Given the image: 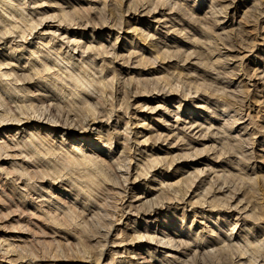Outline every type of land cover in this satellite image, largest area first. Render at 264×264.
<instances>
[{
    "label": "rangeland",
    "instance_id": "obj_1",
    "mask_svg": "<svg viewBox=\"0 0 264 264\" xmlns=\"http://www.w3.org/2000/svg\"><path fill=\"white\" fill-rule=\"evenodd\" d=\"M34 1L33 0H26V1L25 0H21V1L11 0L10 1L9 0V2L12 3V6H10L7 9L4 8V6L0 7V12H2V13L4 12L3 14H5L7 16V18H10V15H11L12 18H10V19H13V17H14V19H13L14 21L15 20L18 21L20 19V18H18L19 15H17L16 13L18 12V14H19V12L21 13L22 10H23L22 12L25 11L24 13L27 14L26 18L29 19V20L27 19L28 21L25 20L28 23L25 22L24 20H23L24 22H22L21 19L18 21L20 23H19V25L18 24L17 25H18L19 29H22L21 30L22 32L18 31V30L16 31V29H13V27L11 26V23L3 22L0 20L1 25L2 26L4 25L3 28L4 27L7 28V26L9 25L7 28V29H9V34H8V30L5 28L3 29L2 27H1L2 30H4V31L7 30V32L5 33L4 31L1 30V28H0V32L2 31L3 33H5V35L8 34L7 37L11 40L17 39L16 40L17 42L20 40L21 36L22 37L24 36L22 33H26L27 36L25 35L26 37L24 36V39H29V40L33 39V40H35V42L39 43L40 46H42L43 44L46 46V44L44 43L45 41H42L38 38V35L35 33V30L38 31V29H36V27L37 28L39 27V30L41 28H43V27L38 26V24L40 25L41 21L42 22H44L43 20L48 21V23L46 22L47 25H46L45 29L48 31H51V32H55L57 34V36L59 37V39H54V41L56 42V43L55 42L54 43L57 46L55 48H57V49H51V48L47 49V47H46V49L48 51H50L51 54L48 51L47 52L49 53V56L51 58H54V59L58 58L56 62H55V60H53V59L52 60L56 64L57 63L60 64V62H61L62 65H59V64L58 65L61 66V68L63 69L62 73H58V75L57 74L54 75V79L56 80L58 78L57 80H59L61 78L58 81L59 84H66V83H68L67 82L68 79L69 80L71 79V77L68 78L69 76L73 75L74 77L73 76L72 77L76 78L75 76L77 74L78 78L80 77L81 80L78 79L79 82H77V84H76V89H75V87L71 91L68 88H66V89L69 90L70 93L73 92V94L74 93L79 94V92L80 91L82 92V90H83V92H85L89 95L91 94L90 96H91L92 100H90V102L95 106L97 105L96 107H99V108L101 107L100 109L103 110L101 113V110L94 106L96 108V111L98 109V112H97L98 114L96 116L97 118L102 120L103 123L107 122L109 118L110 119L114 118V119H112L113 121L115 119H117L120 123L118 126V131L123 132L125 134V132H127V130H128L129 134L128 133L125 134L128 136V140L125 141V139H123V142L121 141V143H122L121 146L119 144H116L114 141V143H113L114 149H113V152L111 154V157L116 160L117 164H119V167L121 168V171H123L122 173H124V175H123L124 177L128 175V171L131 169L130 168L131 167V161L135 164L139 163L138 165L139 166L141 165L140 168H142L143 171L145 170L144 169L145 167H143V166L146 164L145 165V166H147L146 172L144 171V173L146 174L149 171L148 172L149 177L153 178L156 175L157 176L156 179L158 178L159 181H161V180L165 181V183H171L172 180H174L175 178L177 179V178L181 177V175L185 172L189 171V172L193 173L194 175L193 176L191 175V177H194L197 174L196 171L202 172V171H205V169L207 167H212V169L215 170L214 174L218 173L219 175H221L220 173L223 172L222 170L223 169L225 170L223 172V174L226 177L224 175H221L222 180H220L216 184L217 186H215L218 188L223 187L224 192L229 189V191H227L225 193L224 192L219 193V197H221L222 199L224 197V194L226 195L225 196V203L227 200H229L228 202L229 203L232 202L231 205L233 206V205L239 203L240 200L242 199L241 202L243 203V205H247L248 202L253 201V198L255 197L256 193H258L260 190L264 191V180L260 181L257 178V177L261 176V178L264 179V0H163V1L162 0H124V1L123 0H34ZM22 3H24V5ZM167 3H169V4L167 5ZM19 5H20V8L18 7ZM27 7L28 8L30 7V8L28 9ZM224 7H226V8H224ZM3 8L5 10H2ZM18 8L20 10L21 9L22 10L20 11V10H18ZM144 8H146V9L144 10ZM164 8L169 9L170 11L165 10ZM72 9H74V10L76 9L75 11H73V12H75V14L72 12ZM11 10H13L14 13H15V11H17L15 13L16 15L14 13L12 14L13 11L10 12ZM162 10H164V11H162ZM149 11H151V12H149ZM155 11L156 12L158 11V12L155 13ZM173 11L174 12L176 11L177 13L176 12L174 13ZM60 12H65V13L67 12V14H69L71 12L68 16H70V19H72L73 22H72V20L69 21L70 19L62 22L61 21L62 18L60 16L62 13H60ZM145 12H147L146 16H144ZM34 13H36V14H34ZM148 13H149V15H148ZM76 14H78V15H76ZM15 16L16 17L18 16L17 17L18 20L15 19L16 18ZM147 16H150V17H147ZM50 17H51L52 22H50L51 21ZM52 17L53 18L57 17V18L52 19ZM135 17H136V19H135ZM248 17L250 18V20ZM174 18H176V19H174ZM243 18H245L246 21ZM173 20L174 21L176 20V21L174 22ZM159 21H162V23L160 24ZM61 22H62L63 26L68 23L63 28L66 29V28L70 27L71 31L68 30V33H66L65 31H57V27H55V26H57V24L58 23L60 24ZM163 22H164V24H163ZM244 22H246V23H244ZM5 23H6V25H5ZM46 23L44 22L43 24H46ZM73 23H74V25H73ZM75 23H77L78 25ZM31 24H33V25L31 26ZM81 24H83V25H81ZM89 25L94 29H92ZM164 25H165V27H164ZM74 26L77 28H75ZM166 26H168V28ZM31 27H35L34 33H33V31H32L33 29ZM79 27H81V29ZM132 28L134 30H132ZM11 29H13V30H11ZM82 29H84V30H82ZM171 29H172V31H171ZM10 30L13 31L14 33L11 32ZM136 30L137 31L139 30V31L137 32ZM175 30H177V31H175ZM178 30H180V31H178ZM141 31H143V32H141ZM10 32H11V35H10ZM31 32L33 33V35ZM62 32L66 37L62 34ZM127 32H128V34H127ZM160 32H162V33H160ZM166 32H168V33H166ZM171 32H174V34H172ZM178 32H180V33H178ZM222 32H225V33H222ZM12 33L14 35L16 33V35L18 34L19 36L15 35L16 37H14V35H12ZM58 33L61 35H58ZM129 34H130V36H129ZM131 34L132 35L135 34V35L132 36ZM143 34H145L146 36H144ZM149 34L151 36H149ZM221 34H223V35H221ZM1 36L2 35L0 33V37ZM9 36H12V37H9ZM61 36L62 37L64 36L63 40H62ZM152 36H153V38H151ZM229 36L231 38L230 39L231 42L229 39H228L229 41L227 40V38H229ZM133 37H136V38H133ZM35 38H37V40ZM65 38H67V39H65ZM140 39H141V41H140ZM69 40L72 44L70 42H68ZM74 40L79 41V44H81V45H78L77 42L73 43L72 41H74ZM226 40H227V42H226ZM48 41L49 40L47 39L46 42H48ZM64 41H67V42H65L67 46L64 45L65 44V43H63ZM115 41H116V43L114 45ZM51 42H53V40ZM129 42H130V44H129ZM143 42H145V43H143ZM67 43L68 44L70 43V44L68 45ZM148 43H149V45H148ZM13 44L15 45L16 43H13ZM57 44L58 45L60 44V45L58 46ZM97 44L103 45L102 46L103 48L99 47ZM150 44H152V45H150ZM73 45H75V47ZM111 45L112 46L114 45V46L111 47ZM223 45H225V46H223ZM79 46H81L80 49H79ZM87 46H89V47L92 46L94 48V49H92L93 51L90 50L91 53L89 51L87 53V50H85L84 47H87ZM94 46H96L97 48ZM76 47H78V49ZM108 47L109 48L111 47V49L112 48L113 49L108 51L109 50ZM225 47H227V49H224ZM230 47H232L233 49L229 51V49H231ZM13 48H16V46H14ZM69 48H71L72 52L70 51ZM98 48H99V51L101 53L97 50ZM160 48H161V50H160ZM86 49H88V48H86ZM90 49H91V47H90ZM114 49H115V51L112 52ZM150 49H151V51H154L156 49L155 51H157V54H156V52H151ZM57 50L59 52H57ZM1 51H2V49L0 48V52ZM82 51L83 52L86 51V52L81 54ZM94 51H95L96 55L94 54ZM96 51H97V53H96ZM103 51H106L109 53V54L104 53L105 54L104 56H108V57L103 56V53H102ZM136 51H137V55H136V53L134 54V52H136ZM162 51H166L168 53L167 54L166 52H164L165 53L164 55L166 58L163 57ZM231 51L232 52L234 51V52L232 53ZM52 52H54V54ZM56 52L59 54L60 53H62V54L59 55ZM69 52L70 53L77 52V53H75V56H74L75 60H72V59L68 60L67 57H65V55L66 56L69 55L71 57ZM147 52H149V53H147ZM158 52L160 54L162 52V54L160 55ZM86 53L88 55H91V56H87ZM115 53H116L117 57L115 56ZM140 53L143 56H141ZM150 54H152V55H150ZM153 54L156 55V56L154 55L155 60L153 59ZM58 55H59V57H58ZM63 55L65 58L63 57ZM158 55H159V57H158ZM226 55L228 58L227 59L228 62L226 61L227 63L225 62L226 58L224 57ZM245 55H248V56H245ZM60 56L63 59H61ZM243 56L246 58H244ZM140 57L142 60L140 59ZM233 57H236V58H233ZM237 57L239 58V60ZM106 58H108V59H106ZM64 59L65 60L67 59L68 62H67V60L65 61ZM91 59H92V63H91ZM96 59H98V60H96ZM217 59H220V60H217ZM234 59H236V60H234ZM86 60H87V62H86ZM109 60L113 64H111L109 62ZM232 60H234V61L232 62ZM1 61L3 63V60H1ZM58 61H60V62H58ZM72 61H74V62L72 63ZM76 61L78 62V64ZM136 61H138L137 63H140V64H137ZM66 62L68 63V65L66 64ZM70 62H71V64H70ZM124 62H125V64H124ZM128 62H131V63H128ZM155 62H157V63H155ZM14 63H16V62H14ZM63 63H64V65H63ZM74 63L77 65L75 66ZM82 63H85V64H82ZM87 63H88V66H87ZM90 63L92 64V66ZM103 63H105V66ZM228 63H232V64H228ZM136 64H137V67H136ZM69 66H70L71 71H70V69H68ZM78 66L84 67L86 69V73L81 74V71L79 70ZM103 66H104V69H102L103 70L102 71L101 67H103ZM74 67H76V68H74ZM90 67L91 68L95 67V68H94V70H90L91 69ZM141 67L145 68V69H142ZM223 67H225V69ZM66 68H67V70H66ZM97 68H99V70ZM114 69H115V71H113ZM105 70L107 71V74H105L106 73ZM111 70H112V72H111ZM237 70H238V72H237ZM127 71H128V74H127ZM174 71L176 72V74L178 73L177 75H179V76H177L176 74H173V73H175ZM55 72L56 71H54V74H55ZM64 72H66V74L63 75ZM115 72H116V75H114ZM51 73H53V72H51ZM98 73H100L99 74L100 76L98 75ZM167 73H168V75H167ZM179 73H181V75ZM59 74H61L62 77H60ZM171 74H173V75H171ZM182 74L183 75L185 74V75L183 76ZM242 74H243V76H242ZM104 75H106V76H104ZM130 75H132L134 77L132 78V76H130ZM44 76H46V75H44ZM55 76H59L60 78L55 77ZM83 76H85V77H83ZM92 76H93V78L94 77H100L103 79V80H100V78H98V79L95 78L98 81L97 80L96 81L94 80V81L100 83L103 86V87L102 86L101 87L104 90L102 88H100L102 91L101 92H100V90L97 91L96 87L95 86H94L95 88L93 87L94 84H92V83L90 84V81H91L90 79ZM159 76L161 77L162 80H159L160 79ZM170 76L171 77L173 76V78H171ZM176 76H177V78H176ZM180 76H183V77H180ZM186 76L189 78H186ZM256 76H257V79H256ZM63 77H65L64 80H66V83L62 79ZM153 77L154 78L156 77V78L154 79ZM109 78H112L113 80H110ZM116 78H117V80H116ZM129 78L134 79V81L136 83L133 84L134 81L129 79ZM151 78H153V79H151ZM169 78H171V79L169 80ZM86 79H88V80H86ZM106 79H107V81H109L108 83H106L107 82ZM135 79L138 81H136ZM140 79L142 80L141 84L139 83L141 81ZM157 79L159 80V82ZM241 79H244V83L249 84V85L247 84L249 86V89H250L248 97L244 96L245 95L244 92L241 91V89H243V87H244L243 86L244 83L243 84L240 83ZM75 80L77 81V78ZM127 80H129V81H127ZM154 80H156V81H154ZM168 80H169V82H168ZM60 81H61V83H60ZM103 81L104 82L106 81V82L103 83ZM246 81H248V82H246ZM11 82H13V81L10 80V83L8 84L11 87H9L8 85L7 86L9 89L11 88V90L13 88V91H11V90L10 91L12 92V95H14V96L10 97L7 100L8 102L6 103V108H8V110L9 109L13 110L14 108H12V107L9 108V107H10V105L14 107L13 104H14V102L17 101L16 100L17 94H14V91H15L14 83L15 82H13V83H11ZM186 82H188V83L186 84ZM73 83H76V82L74 81ZM78 83H80V84L82 83L83 85L85 83V85L81 87V85L80 84L78 85ZM88 84H90V86H92V88ZM105 85H106V88L104 87ZM163 85H165V86H163ZM19 87H21V86L19 85ZM26 87H29V86H26ZM79 88H81L80 91H79ZM88 89H89V93L87 92ZM165 89H167L166 92H165ZM33 90H35V91H33ZM51 90L52 89L46 90L43 87H41V88L40 87L39 88L29 87V88H27V91L31 92L32 95H34V97L29 98V99L28 98L25 99L24 98L25 94L24 95L22 94L23 97L21 99H23V101L20 100L18 102L19 106L22 108L24 107L22 110L25 112V114H27L28 113L27 111H29V113H28L29 116L31 115L33 117L32 111H34V116L36 115L35 117L36 118L38 117L39 120L42 119L41 121H45V122L48 121L51 124H53V122L57 119L54 122V125L56 124V125L67 126L69 124L68 125V127H69L70 124H71V126H76L77 121H79V123H87L86 120L87 121L90 120L91 117L89 115H86L83 108L80 107V104H78V101L75 102L76 100H74L73 97L71 98L72 95L70 96L69 95L70 93L67 92V90L62 89V92H60L57 89H55V90H57L58 92L55 90H52L53 91L52 92ZM94 90L96 91V93ZM161 90H163L165 93H163ZM168 90H169V93H168ZM176 90H178V92H176ZM239 90L243 93L241 94V92ZM76 91H78V92H76ZM155 91H157V92H155ZM230 91L233 92V95L231 94ZM81 92H80V94L82 95L83 92L82 93ZM137 92H138V96L136 94ZM139 92H141L142 94L145 92L143 94L144 97ZM154 92L157 94H155ZM38 93H40L39 94V95H41L40 97H39V95L38 96L35 95ZM46 93H48V94H46ZM54 93L56 95H54ZM59 93H60V96H59ZM100 93H104V96H103V94L101 95ZM175 93H177V94H175ZM180 94H181V96H180ZM63 95L65 96V98L63 97ZM159 95H160V97H159ZM69 96H70V98H69ZM97 96H99V97H97ZM102 96L104 97V99L101 98ZM146 96H148V97H146ZM194 96H197V97H194ZM46 97H47V100H49L50 102L52 101L51 102L52 105L49 101L46 100ZM66 97H68V99H70V100H68ZM191 97H192V99H191ZM36 98H38L39 101L36 100ZM53 98L55 101H53ZM58 98L59 99L61 98L63 100H61V99L59 100ZM95 98L96 99L101 98V99L100 100L98 99V101H97ZM188 98H190V99H188ZM194 98H196V99H194ZM245 98L246 99L248 98L247 101ZM10 99H11V101H10ZM238 99H239V101L242 100L241 103L240 102L238 103L237 101H235ZM26 100H28V101H26ZM65 100L69 103H67ZM94 100H96V101H94ZM101 100H102V103H101ZM243 100H244V102H243ZM131 101H132V103H131ZM191 101H193V102H191ZM66 103L67 104L73 103L72 105H70V107L71 106L73 107V105H75L76 108H79V109L77 110L74 106L73 109H75V110L73 111L71 108L72 111L70 114L69 113L70 107L68 106L69 107L68 108ZM96 103L100 104L101 106L96 104ZM129 104H130V107H129ZM28 105H29V108H27ZM122 105H124V106H122ZM136 105H138V107ZM139 105H141V106L139 107ZM158 105L160 108L158 107ZM31 107H34V108H31ZM44 107H47V108L49 107L48 108L49 110L47 108H44ZM111 107H113V108H111ZM117 107H118V109H117ZM127 107H129L131 109H129ZM228 107H230V108L228 109ZM237 107H239V108H237ZM30 108L32 109V111ZM50 108H52V109H50ZM58 108H59V110H58ZM121 108H123L125 111L126 110H130V111H128V112L124 111L123 112V109L120 110ZM132 108L135 109V111ZM34 109H36V110H34ZM37 109L39 110V112ZM40 109H42V111ZM67 109L69 110V112L67 111ZM105 109H107V110H105ZM138 109L139 110L141 109L143 112L141 110H140L141 112H139ZM144 109H147L146 112ZM148 109H150V110H148ZM223 109H225L226 112ZM240 109H241V111H240ZM4 110H5V108H4ZM43 110H44V112H43ZM45 111H47L48 113ZM73 112H75V114ZM117 112H119V113H117ZM11 113H15V112L13 111ZM38 113H40V115H38ZM45 113L47 114V116L45 115ZM99 113H101V115H99ZM121 113L122 114L124 113L125 115H122ZM78 114H80V115H78ZM110 114H112V115H110ZM126 114H127L128 118H126ZM74 115H75V117H73ZM128 115H130V116H128ZM134 115L137 118H135ZM106 116H107V118H106ZM45 117H46V119H45ZM49 117H51V118H49ZM54 117L56 118L55 120H54ZM58 117H59V119H58ZM77 117H79V119H81V120H78ZM65 118H68V119H65ZM85 118H86V120H85ZM119 118H120V120H119ZM52 119H53V121H52ZM82 119H83V121H82ZM122 119H123V121H122ZM74 120H75V122H74ZM117 120H115V121H117ZM138 120H139V123H138ZM58 122H60V124ZM163 122L166 125L165 124L163 125ZM186 122L188 125L186 124ZM196 122L202 127H198ZM136 123H137V125H136ZM144 123L146 124V126ZM190 123H191V125H190ZM232 123H233V126H232ZM195 124H196V126H195ZM209 125L210 126L212 125V128ZM125 126H126V128H125ZM150 126L152 127V129ZM194 126L197 128L195 129ZM230 126H232L233 129ZM141 127L145 128L144 129L145 133L138 135L137 132H139V130H143ZM182 127H184V129L187 127L186 128L187 131H186V129L184 131V129ZM181 128L183 130H181ZM188 128L190 131L188 130ZM201 128H204V129L206 128V129L204 130ZM207 128H209V129H207ZM210 128H211V130H210ZM176 129H177V131L179 130V132L175 131ZM218 129L221 132V134H219L220 132L218 131ZM169 130L171 133L169 132ZM209 130H210V132H209ZM156 131L158 132L159 138L161 140H163V142L160 144H157V147H159V148H156L157 151L155 150L153 152V155H154L153 157L154 158L157 157V158L162 159L164 156L163 162H165L166 166H164V163H161L157 166L165 168L166 170L163 169L164 172H163V170H160L157 172L154 171L156 173H153V171H152L153 168L150 169L151 166H149V163H146L147 161H145V160L148 158V155H151V153H152L151 149H153V148H151V147H152L153 143L155 141L159 140V139H156V138H158L155 136L157 134ZM204 131L206 132L207 137H208V135L213 134V137H212V135H210L211 139H210V136L208 137L209 141L206 140L207 137H205V134H203V133H205ZM216 131H217V134L215 135ZM102 132L105 135H107L105 129ZM185 132L188 134L186 135ZM178 133H179V135H178ZM6 134H7L6 131H0V142L4 141V140H5V142L8 141L6 139V136H5ZM135 134H136V137H135ZM162 134L163 135L165 134V135L163 136ZM152 135H154L153 138H152ZM167 135H173V136L178 135V137L174 138L173 136H171L172 139H169L167 142H164V139H165V137H167ZM190 135H191V137H190ZM140 136H142V137H140ZM181 136L183 137L182 138L183 141H181L182 144L180 142ZM186 136H189V138ZM195 136H196V139L194 140ZM95 137L97 139V136H94V138ZM148 137H150V139H149L150 143H148V145H146V147L147 148L149 147L150 149L148 148V150H150V151H149V153L147 151L144 153V149H143V154L140 155L139 151H137L138 146L136 143L138 142V140L142 141L143 139L148 138ZM185 137L188 139L186 140ZM200 137H202V138H200ZM190 138L191 139L193 138V139L191 140ZM215 138H216V140H215ZM153 139H154V141L152 142ZM174 139L175 140L177 139L176 141L178 143ZM218 140H220L221 142ZM51 141L54 143L56 142L54 144V146L58 145V148L62 147L63 149H65L64 151L67 152V150H66V147H68L67 145L63 146L58 139L53 138V137H52ZM184 141H186L188 144L185 143ZM190 141H192L193 144ZM214 141L215 142L217 141L216 144ZM131 142H132V144L135 142L134 145H132ZM7 143L10 144L9 145L10 149H7V151L10 150V152L8 151V153H6L7 151L4 150L6 152L1 153L3 155L0 156V158L4 159L5 154H12L13 155L15 152H11V150L14 149V147L16 146V149H19V151L16 150L18 152H16L15 154L20 153L22 151L20 153L21 157H23V158L25 157L24 158L25 160L27 158L28 159L27 162H29L33 159L29 163L30 167L28 166V163L26 164V161L20 162L21 160H19V162H20L18 164L19 166L18 165L14 166V168H13V166H9V164H5V162H2V167L3 168L5 167L7 169L4 170V174L2 173V177L0 176V229H2L3 231H6L8 229V230L14 231V232L19 231V232L25 233V234L24 233L23 234H24V237H25L26 242H27L26 243L27 248H26V250H25V248H23L21 253L19 252L18 257H20V259H21V257L25 256L26 257L25 260L27 262H29V261L30 262H36L35 264H39V263L40 264H109V262H110V264H126V263H121L122 258L123 259H124V257L128 258V257H126V255L123 254L122 257L120 256L122 254L116 256L110 250L111 246L113 244V241H114V239H113L114 234H116L113 231V236L111 238L108 237V233L110 231V225H111L110 222L112 220L115 222V220L119 218L118 216L123 214V212H125L126 209H127L126 211L129 210L128 206L125 207V210H122L121 204L123 203V198L124 199L126 198L125 200L127 202L124 200V202H126V205L127 204L130 205L131 202H133V204H135L138 207L140 204V202L139 203L137 202V199L139 198L138 195H142L143 191L140 190L139 188H137L133 193L131 192L130 194H123V195L127 196V197L126 196L123 197V195L120 196V194L122 193L121 190L118 189V191H120V192H118L117 190L114 191L113 189H111L112 188L111 185L103 184V186L105 185L104 187L103 186L101 187L103 193L99 191V193L94 194V197L91 198V201L89 199H86V198L84 199V195H81L83 197V200H81L82 197H79L81 202L80 201L76 202V200L73 201V199H76L75 197H76L77 192L74 193V191H71L70 188L67 186H64V188L66 190L65 189L61 190L58 187H56L57 184H54V182L57 181V176H63V177L74 176V177L78 178L77 175L81 172H84V169L82 167H71V168H68L69 171L68 170L66 171L65 168L63 169L62 166H60V167L55 166L54 168H52V166H50V165L53 163L52 162H45L46 160L43 159L44 157H41V155L44 156L43 153L39 155L40 157L35 156L36 160L39 159L38 162H36V160L34 159L35 157L31 158L34 155H31L32 151L29 147H28V149H30V150H28L27 146H24V144H22V143H20V144L18 143V145H17V143H14L11 145V141H8ZM174 143H176V144L174 145ZM104 144H105V142L103 140H101L100 143H98L99 148L97 149V148H92V147L91 148L86 147L85 146L86 144L84 142V143H81L80 147L83 150H84V148L87 149L88 150L87 152L89 154L92 153V155H93V153H95V155L98 154V156H100V157H105V156H103L104 155L103 151L105 150ZM185 144H187V145H185ZM191 144H192V146H191ZM124 145H126L125 148H123ZM168 145L170 146L171 149L169 148ZM171 146H173V147H171ZM186 146L187 147L189 146L188 148L193 147L192 148L193 150L191 149L192 151H189L190 149H188ZM24 147H25V149H23ZM179 147H182L183 149L179 148ZM184 147H185V150H184ZM203 147L204 148L207 147L206 149H208V150H205ZM221 147H223V149H221ZM131 148H132V152H131ZM194 148L196 150L198 149V151H195ZM21 149H23V150H21ZM98 150H100V151H98ZM202 150H204V151H202ZM133 151H135V152H133ZM183 152H184V154H183ZM187 152L189 153L188 156H195V154H193L194 152L197 153L196 156H198V157L202 156L201 160L199 159L200 162L199 161L185 162L182 160L184 158L183 157L180 160L182 162L179 161L180 163H182V165H179V169L178 168L175 169L176 170L175 173L174 172L171 173V171L168 172L167 170L170 168L167 165H170V164L172 165V163H173L172 160L175 161V159H177L176 157L178 156V154L179 155L183 154V156H184V155H186L185 153H187ZM190 152H193V153H190ZM23 153H25V154H23ZM58 153L62 155V153H60L59 150H58ZM135 153H137V154L135 155ZM169 154H171L172 156L174 155L176 157L173 158L174 156L172 157ZM61 155L58 157L62 158L63 155L62 156ZM220 155H221V157H220ZM141 156L144 158H142ZM165 156H167V157H165ZM215 156H219L218 157L220 159L219 163H215L214 161H212L210 159V157L214 158ZM226 156H228V157H226ZM168 157L173 158V159H171L172 163L169 162L170 159L167 160ZM133 158H135V159H133ZM41 159L44 160V163L42 162L43 160H41ZM40 160H41V163L43 165L40 163ZM166 160L169 162V164ZM57 161H61V159L60 160L58 159ZM129 161H130V163H129ZM33 162L35 164H33ZM166 162H167V164H166ZM36 163L37 164L39 163V164L37 165ZM49 163H51V164L49 165ZM22 165H23V168H26V169H23ZM171 165H170V167H171ZM213 165H216V166H213ZM20 166H21L22 170H21ZM27 166H28V168H27ZM42 166H44V167H42ZM18 167L20 170L18 169ZM34 167H36V168H34ZM57 168L60 171H58ZM191 168H194V170ZM8 169L10 171H8ZM209 169H211V168H209ZM28 170H29V174H27V176H26L25 174L27 173ZM30 170H31V172H30ZM41 170H44L45 172L41 171ZM207 170H208V168L206 169V171ZM238 170L244 174H247V176H250V178L255 179L256 182H258L262 185V187L260 189L258 188L256 190H252L251 188L247 189L245 186H243L244 184H241L240 179H237V177H233V176H238L237 175V173H239ZM14 171H17L16 174H14ZM18 171H19V173H22V174L25 173L23 175L24 178L27 177L28 181L30 180L29 182L31 184L29 182H28L29 183L28 184L26 182L27 178L23 179L22 178L23 176L21 177V175L18 173ZM33 171H36V173L41 172V174L37 175ZM37 171H39V172H37ZM177 171H178V173H177ZM181 171H183V173ZM5 172H7V173L13 172L12 174H14L16 177H17V173H18L19 178L20 179L22 178V179L18 180L19 178H16L14 175H11V173H8V175H5V174H7ZM42 172H44V173H42ZM69 173H71V174H69ZM230 173H232V174H230ZM229 174L231 177L227 176ZM8 176H10L11 178ZM241 176H244V175H241ZM227 177H229V178H227ZM14 178H15V180H13ZM54 178H55V180H54ZM170 178H171V180H170ZM5 179L8 181H6ZM49 179L51 180L50 181L51 184L48 183ZM194 179L196 180V183H198L197 180L199 181V178L196 177ZM226 179H228V180H226ZM44 180H46V181H44ZM116 180L117 179L112 176V182H116ZM13 181H15V182H13ZM205 181H204L203 185L200 186L201 189L198 192L203 191L204 188H207L209 186L210 181H207L206 183H205ZM221 181L222 182L225 181V182H223L225 184L223 185V183ZM20 182H22V183H20ZM9 187H11V188H9ZM238 188H240V191H239L240 193L238 192ZM235 189L237 190L238 193L235 192L236 191ZM104 190H105V192H104ZM231 190L234 192H232ZM34 191H36V192H34ZM53 192H54V194H53ZM198 192H197V194H199ZM113 193H115V195H111ZM173 193H174V191L173 192L171 191L172 195L175 194V193L174 194ZM228 193H230V194H228ZM35 194L39 197V199ZM96 195H97V197H96ZM118 195L120 196V198ZM233 195L235 198L232 199V201H231L230 197H232ZM182 196H183V194L180 195V197H182ZM121 197H122V199H121ZM172 197H174V196H172ZM29 198H31V199H29ZM55 198H58V200ZM23 199H25L24 202H23ZM168 199L169 198L164 199L165 200L164 203H168ZM182 199L177 198L176 199L177 201H176V200H174V198H172V200H173L172 202L174 204L170 205L171 210L169 212L171 215L168 218H166L165 216L158 218L157 223L160 222V225L157 226V228H156V225L154 223L144 222L146 220L143 221L142 219H138V223L141 224L140 225L141 228H142V226L147 228L151 235L157 236L158 239L160 238L164 242L168 241L166 239H171L173 242L172 243L173 246H175V247L177 246L179 248V250L181 249L180 251L183 253H181L180 251L176 252L175 260H173V258H171L173 261L169 264H178V261H179V264H189V263L190 264H210L208 262V260H206L205 258H204L205 260H202L203 258L202 257L200 258L199 255L196 256V254H194V253L192 254V253L186 252L185 248H187L186 247L188 245L187 243H191L194 245V243H195L194 240H195V238H197V235L202 236L203 230L205 231L206 228L205 227L199 228L198 221H201V218H195L194 219L193 213H190V212L186 213L183 211V208H182L183 203L181 202ZM31 200H34V201L32 202ZM38 200H39V202H38ZM97 200H98V202H97ZM120 200H121V202H120ZM161 200L163 201V199H161ZM25 201H26V203H25ZM85 201L87 202L86 203L87 206H84ZM142 201H145V200H142ZM88 202L90 203L91 206L89 205ZM177 202H180L181 205ZM98 203H100V204H98ZM229 203H228V206H229ZM244 203H246V204H244ZM34 204H36V205H34ZM95 204H96V207H95ZM102 204H103V206H102ZM98 205H99V208H98ZM100 206H101V208H100ZM147 206L148 205H145V207H147ZM241 206H242V204L240 205V207ZM66 207H69V208L67 209ZM83 207H84L85 211L83 210ZM96 209H97V211H96ZM57 210H58V212H57ZM119 211H120V213H119ZM133 211H135V209L131 210L132 213H135ZM101 214H103V215H101ZM109 214L111 216H109ZM46 215L48 216L49 219H52V220L56 219L57 223L60 222V227L62 226L60 228L61 230L60 229H58V230L53 229L51 227H48L44 223H42L41 220L44 221V219L47 217ZM67 215H69V216H67ZM243 216H244V214H243ZM51 217H53L54 219ZM106 217H109V218L107 219ZM228 217L223 218L222 214L218 217L220 220L215 218V217H211V221L216 222V226L211 224V222H209V224H207L208 225L207 227L210 226L209 230L214 231L216 234H218L219 231H221L224 235L225 234L228 235L231 232L229 230L230 227H228V226H231L232 222H235L237 220L236 222L238 223V226L239 227L243 226L242 225L243 221L239 220L241 218H239L240 216L238 215V212L233 213V216H232L233 220L232 219L229 220L230 217L229 218ZM235 217H238V218H235ZM105 218L107 219V221L105 220ZM225 218H227L228 220ZM216 220H218V221H216ZM227 221H230V225L227 223ZM218 224H220V225H218ZM115 225H117V224H115ZM140 227H139V229L141 230ZM120 228L125 229L124 225H121V227H118L117 230ZM4 229H6V230H4ZM263 229H264V225H260L259 227H256L254 230L261 231ZM142 230H143V228H142ZM127 233L128 234L131 233V230H128ZM117 234L119 235L118 231H117ZM192 234H194V235H192ZM261 234L262 233H255L253 238L256 237V238L260 239ZM104 236L106 237L105 242L103 240ZM126 237L127 236H125V238ZM0 238H1V234H0ZM253 238H251V240H253ZM106 239L108 240V243L106 242L107 241ZM178 240L180 241V243L177 242ZM181 242H183L182 244L184 247L182 246ZM104 244H105V247L103 246ZM102 248H104L105 250ZM82 250H84V251H82ZM82 253L85 255V257ZM22 254H24V255H22ZM137 255L138 256H135V258H136L135 260L139 261V264H149V263H144V258L146 257L144 254H140L139 252H137ZM155 255H156L155 258L157 259V261H153V262L150 261V262L152 264H159L158 262H161V260H163L162 259L163 254L160 252V253H156ZM109 257L110 258L114 257V259H117L116 263L115 262L111 263L112 258L110 260ZM35 258L38 260H35ZM40 258H41V260H40ZM146 258H148V256ZM100 260L102 262H100ZM165 263L166 262H164V264Z\"/></svg>",
    "mask_w": 264,
    "mask_h": 264
},
{
    "label": "bare ground",
    "instance_id": "obj_2",
    "mask_svg": "<svg viewBox=\"0 0 264 264\" xmlns=\"http://www.w3.org/2000/svg\"><path fill=\"white\" fill-rule=\"evenodd\" d=\"M11 1V0H10ZM18 1H21V0H18ZM26 1V0H25ZM34 1V0H33ZM124 1V0H123ZM163 1V0H162ZM15 2V1H14ZM13 2V3H14ZM32 2V1H31ZM35 2V1H34ZM258 2V1H257ZM36 3V2H35ZM3 4V5H2ZM18 4V3H17ZM16 4V5H17ZM20 4V3H19ZM23 5H24V3H22ZM34 4V3H33ZM169 3H167V5H168ZM104 5V4H103ZM166 5V6H167ZM4 6V8H9L10 6H12V3L11 2H9V0H0V7H3ZM14 6V5H13ZM35 6V5H34ZM72 6V5H71ZM131 6V5H130ZM234 6V5H233ZM19 8H20V5L18 6ZM181 7V6H180ZM2 9V10H5V9ZM14 8V7H13ZM17 8V7H16ZM18 8V10H20ZM28 8V7H27ZM30 8V7H29ZM28 8V9H29ZM224 8H226V7H224ZM24 9V8H23ZM35 9V8H34ZM146 8H144V10H145ZM162 9V8H161ZM165 9V8H164ZM174 9V8H173ZM16 10V9H15ZM22 10V9H21ZM20 10V11H21ZM76 10V9H75ZM74 9H72V12L73 11H75ZM150 10V9H149ZM165 10H169V9H165ZM172 10V9H171ZM13 10H11L10 12H12ZM23 11V10H22ZM21 11V13L19 12V14H18V12L17 11H15V13L17 14V15H19V17L18 18H20L21 19V21L22 22H24L25 20H27L28 18H26L27 17V14H25L24 12H22ZM29 11V10H28ZM92 11V10H91ZM147 11V10H146ZM162 11H164V10H162ZM170 11V10H169ZM225 11V10H224ZM7 12V11H6ZM9 12V13H10ZM136 12V11H135ZM134 12V13H135ZM148 12V11H147ZM147 12H145L144 14V16H146V13ZM149 12H151V11H149ZM158 12V11H157ZM156 11H155V13H157ZM174 12V11H173ZM176 12V11H175ZM174 12V13H175ZM218 12V11H217ZM4 13V12H3ZM2 12H0V20L1 21H3V22H9V23H11V26L13 27V29H16V31L18 30V31H21L22 29H19V27H18V25H19V23L20 22H18L19 20L17 19V17L15 18V19H17L18 21H14L13 19H14V17H13V19H10V18H12L11 17V15H10V18H7V16L5 15V14H3ZM8 13V14H9ZM14 13V11L12 12V14ZM14 13V14H15ZM32 13V12H31ZM60 13H62L60 16H61V18H62V22L63 21H67V20H69L70 19V16H68L69 14H67V12L65 13V12H60ZM74 14H75V12H73ZM132 13V12H131ZM170 13V12H169ZM168 13V14H169ZM173 13V14H174ZM177 13V12H176ZM7 14V15H8ZM15 14V15H16ZM25 14V15H24ZM34 14H36V13H34ZM136 14V13H135ZM152 14V13H151ZM164 14V13H163ZM167 14V13H166ZM214 14V13H213ZM223 14V13H222ZM227 14V13H226ZM6 17H5V16ZM32 15V14H31ZM76 15H78V14H76ZM138 15V14H137ZM148 15H149V13H148ZM161 15V14H160ZM172 15V14H171ZM184 15V14H183ZM225 15V14H224ZM14 16V15H13ZM56 16V15H55ZM132 16V15H131ZM173 16V15H172ZM217 16V15H216ZM29 17V16H28ZM58 17V16H57ZM57 17H55V18H57ZM147 17H150V16H147ZM153 17V16H152ZM170 17V16H169ZM174 17V16H173ZM55 18H53L52 17V19H55ZM60 18V19H61ZM162 18V17H161ZM249 18V17H248ZM46 19V18H45ZM49 19V18H48ZM47 19V20H48ZM135 19H136V17H135ZM152 19V18H151ZM165 19V18H164ZM163 19V20H164ZM173 19V18H172ZM171 19V20H172ZM174 19H176V18H174ZM243 19H245V18H243ZM24 20V21H23ZM29 20V19H28ZM27 20V21H28ZM43 20V19H42ZM50 20H51V17H50ZM72 19H70L69 21H71ZM132 20V19H131ZM170 20V21H171ZM249 20H250V18H249ZM27 21H25V22H27ZM31 21V20H30ZM29 21V22H30ZM34 21V20H33ZM45 23L47 22L48 23V21H45V20H43ZM59 21V20H58ZM157 21V20H156ZM174 21V20H173ZM176 21V20H175ZM174 21V22H175ZM245 21H246V19H245ZM2 22V23H3ZM17 22V23H16ZM44 22H42L41 21V23H40V25L38 24V26H40V27H43V28H41L40 30H39V27L37 28L36 27V29H38V31L37 30H35V33L38 35V38L40 39V40H42V41H45L44 43L46 44V46L43 44H41L42 46H40L39 45V43H37V42H35V40H33V39H31V40H29V39H24V36L26 35L27 36V34L26 33H22L24 36L22 37L21 36V38H20V40L17 42L15 39L14 40H11V39H9L8 37H7V35L9 34V29H7L8 28V26H7V28L6 27H4L5 29H7L8 30V34L7 35H5V33L7 32V30L6 31H4V30H2V28H3V26L1 25V23H0V28H1V30L2 31H4L5 33H3L2 31L0 32L1 33V37H0V48L2 49V51L0 52V131H6V139L8 140V141H11V145L12 144H14V143H17V145H18V143L20 144V143H22V144H24V146H27V149H28V147L31 149V151H32V154L31 155H34V156H32L31 158H33V157H37V156H39L40 154H44V156H42L41 155V157H44L43 159L44 160H46L45 162H52L53 164H51V163H49V165L50 166H52V168H54L55 166H62V168L64 169H66V171L68 170V168H71V167H82L83 169H84V172H81V173H79L77 176H78V178H76V177H74V176H66V177H63V176H57V181H55L54 182V184H57V186L56 187H58L59 189H65L64 188V186H67V187H69L70 188V190L71 191H74V193L75 192H77L76 193V199H73V201L74 200H76V202H81V200H83V197L81 196V195H84V199L86 198V199H89L90 201H91V198H93L94 197V194H97V193H99V191L100 192H102V189H101V187L103 186V184H108V185H111L112 186V188L111 189H113L114 191H118V189L119 190H121L122 191V193L120 194V196L121 195H123V194H130L131 192L133 193L137 188H139L140 190H142L143 191V194L142 195H138L139 196V198L137 199V202L139 203L140 202V204H139V206L137 207L135 204H133V202H131V204L130 205H126V198L124 199L123 198V203L121 204L122 206V210H125V207L126 206H128V208H129V210L128 211H126L125 210V212H123V214H119L120 213V211H119V215L120 216H118L119 218L118 219H116L115 220V222L113 221H111L110 223H111V225H110V231H109V233H108V237L109 238H111L112 236H113V231H114V233H116V234H114V241H113V244H112V246H111V252L112 253H114V255H116V256H118V255H120V254H122V255H120L121 257L123 256V254L124 255H126V257H128V258H125L124 257V259L122 258L121 259V263H130V264H139V261H136L135 259V256H138L137 255V252H139L140 254H144L146 257L148 256V258H144V263H151V262H153V261H157V259L155 258V254L156 253H162L163 254V260H161V262H158L159 264H164V262H166L167 264H169V263H171L173 260H175V254H176V252H179L180 250H179V248L176 246H173V242H172V240L171 239H166V240H168V241H166V242H164V241H162L160 238L158 239V237L157 236H153V235H151L150 233H149V230L147 229V228H145L144 226H142V228H143V230H142V228L140 227V223H138V219H142L143 221L144 220H146V221H144V222H146V223H148V222H150V223H154L155 225H156V228H157V226H159L160 225V222L159 223H157V219L158 218H160V217H166V218H168L171 214H170V210H171V207H170V205L172 204H174L172 201V198H174V200H176L177 198H180V199H182L181 200V202L183 203L182 205V208H183V211L184 212H186V213H193V217H194V219L195 218H201V221H198V223H199V228H206L205 229V231L203 230V235L202 236H198L197 235V238H195V243H194V245L193 244H191V243H187L188 245L186 246L187 248H185L186 249V252H189V253H194V254H196V256H200V258L202 257L203 259L202 260H208V262L210 263V264H264V229L263 230H261V231H256V230H254L256 227H259L260 225H264V191H259L258 193H256V195H255V197L253 198V201H250V202H248L247 203V205H243V203L241 202L242 201V199L240 200V202L239 203H237V204H235V205H231V203L232 202H228L229 200H227L226 201V203H225V194H224V197H223V199L221 198V197H219V193H223L224 191H223V187H220V188H218V187H215V186H217L216 184L220 181V180H222V178H221V175H224L223 174V172L225 171L224 169L222 170L223 172L222 173H220L221 175H219L218 173H216V174H214L215 173V170H213L212 169V167H207L208 168V170L206 171V169H205V171H196V175L194 176V177H191V175L193 176L194 174L193 173H191V172H185V173H183V171H181L183 174L181 175V177H179V178H175L174 180H172L171 181V183H165V181H159V179L157 178L156 179V175H155V177H149V171L145 174L144 173V171L146 172V167L147 166H143V167H145L144 169V171H143V169L142 168H140V166L138 165V164H135V163H133L132 161H131V169L129 170L128 168V175L127 176H123L124 175V173H122L123 171H121V168L119 167V164H117V162H116V160L114 159V158H112L111 157V154H112V152H113V143H114V141H115V143L116 144H119L120 146L122 145V143H121V141L123 142V139H125V141L126 140H128V136L127 135H125V134H127L128 133V130H127V132H125V134L123 133V132H120V131H118V126H119V121L117 120V119H115V120H117V121H113L112 119H114V118H112V119H110L109 117V119H108V121L107 122H105V123H103V121L102 120H100L99 118H97L96 116H97V112H98V109H97V111H96V108H99V107H96L95 105H93L91 102H90V100H92V98H91V94L89 95V94H87V93H85V92H83V90H82V92H83V94L81 95L80 94V89L81 88H79V94L78 93H74L73 94V92L72 93H70L69 92V90L71 91L72 89H74V87H75V89H76V84H77V82H79V80H81L80 79V77L78 78V76H77V74H76V78H77V81L75 80L76 78H73L72 76H69L68 78H70L71 77V79L69 80L68 79V83H66V80H64L65 79V77H63L62 79L65 81V83L66 84H59V80L61 79L60 77H62V75L61 74H59V76H55V77H59L60 79L59 80H55L54 79V75H58V73H62L63 72V69L61 68V66H59V65H62L61 64V60L60 61H58V62H60V64L59 63H54V61L53 60H55V62L57 61V59L58 58H56V59H54V58H51L50 56H49V53H50V51H48L47 49L48 48H51V49H57V48H55V47H57L56 45H55V41H54V39H59V37L57 36V34L55 33V32H51V31H48V30H46L45 29V27H46V25H47V23L46 24H43ZM50 22H52V20L50 21ZM55 22V21H54ZM62 22L59 24H57V26H55V27H57V31H65L66 33H68V30H70V27H68V28H66V29H64L63 27L65 26V25H67V24H65L64 26H63V24H62ZM72 22H73V20H72ZM71 22V23H72ZM76 22V21H75ZM80 22V21H79ZM129 22V21H128ZM138 22V21H137ZM136 22V23H137ZM160 22V24L162 23V21H159ZM158 22V23H159ZM172 22V21H171ZM251 22V21H250ZM28 23V22H27ZM35 23V22H34ZM70 23V24H71ZM78 23V22H77ZM77 23H75V24H77ZM244 23H246V22H244ZM18 24V25H17ZM69 24V25H70ZM163 24H164V22H163ZM168 24V23H167ZM5 25H6V23H5ZM33 24H31V26H32ZM73 25H74V23H73ZM78 25V24H77ZM81 25H83V24H81ZM87 25V24H86ZM240 25V24H239ZM238 25V26H239ZM245 25V24H244ZM54 26V25H53ZM72 26V25H71ZM76 26V25H75ZM74 26V27H75ZM90 26V25H89ZM173 26V25H172ZM246 26V25H245ZM67 27V26H66ZM86 27V26H85ZM88 27V26H87ZM91 27V26H90ZM105 27V26H104ZM162 27V26H161ZM164 27H165V25H164ZM167 28H168V26H166ZM171 27V26H170ZM3 28V29H4ZM33 30V33H34V29H35V27H31ZM75 28H77V27H75ZM74 28V29H75ZM80 29H81V27H79ZM92 28V27H91ZM97 28V27H96ZM173 28V27H172ZM13 29H11V30H13ZM85 29V28H84ZM84 29H82V30H84ZM92 29H94V28H92ZM112 29V28H111ZM129 29V28H128ZM242 29V28H241ZM10 30V31H11ZM26 30V29H25ZM29 30V29H28ZM52 30V29H51ZM86 30V29H85ZM102 30V29H101ZM121 30V29H120ZM132 30H134L133 28H132ZM155 30V29H154ZM174 30V29H173ZM263 30V29H262ZM15 31V30H14ZM37 31V32H36ZM71 31V30H70ZM137 31V30H136ZM139 31V30H138ZM137 31V32H138ZM157 31V30H156ZM155 31V32H156ZM171 31H172V29H171ZM175 31H177V30H175ZM178 31H180V30H178ZM210 31V30H209ZM11 32H13V31H11ZM11 32H10V35H11ZM22 32V31H21ZM75 32V31H74ZM134 32V31H133ZM132 32V33H133ZM141 32H143V31H141ZM14 33V32H13ZM12 33V35H14ZM20 33V32H19ZM32 33V32H31ZM33 33H32V35H33ZM136 33V32H135ZM160 33H162V32H160ZM166 33H168V32H166ZM172 34H174V32H171ZM178 33H180V32H178ZM222 33H225V32H222ZM21 34V33H20ZM21 34V35H22ZM62 34H63V32H62ZM85 34V33H84ZM127 34H128V32H127ZM142 34V33H141ZM15 35H16V33H15ZM14 35V37H16V36H19L18 34L15 36ZM30 35V34H29ZM58 35H61V34H59L58 33ZM64 35V34H63ZM132 35V34H131ZM135 34H133L132 36H134ZM144 36H146L145 34H143ZM165 35V34H164ZM167 35V34H166ZM179 35V34H178ZM221 35H223V34H221ZM225 35V34H224ZM241 35V34H240ZM25 36V37H26ZM65 36V35H64ZM64 36L62 37L61 36V38H62V40H63V38H64ZM129 36H130V34H129ZM149 36H151L150 34H149ZM148 36V37H149ZM9 37H12V36H9ZM66 37V36H65ZM91 37V36H90ZM93 37V36H92ZM115 37V36H114ZM29 38V37H28ZM133 38H136V37H133ZM145 38V37H144ZM143 38V39H144ZM151 38H153V36L151 37ZM150 38V39H151ZM156 38V37H155ZM36 40H37V38H35ZM47 39L49 40L48 42H46L47 41ZM65 39H67V38H65ZM225 39V38H224ZM230 40L231 38H230V36H229V38H227V40ZM53 40V42H51ZM71 40V39H70ZM70 40L68 41V42H70ZM116 40V39H115ZM137 40V39H136ZM156 40V39H155ZM227 40H226V42H227ZM228 40V41H229ZM140 41H141V39H140ZM145 41V40H144ZM151 41V40H150ZM154 41V40H153ZM219 41V40H218ZM221 41V40H220ZM40 42V41H39ZM55 42V43H54ZM60 42V41H59ZM65 42H67V41H64L63 43H65ZM73 43H76L77 42V44L78 45H81V44H79V41H72ZM192 42V41H191ZM230 42H231V40H230ZM229 42V43H230ZM233 42V41H232ZM13 43H16L15 45L13 44ZM43 43V42H42ZM71 43V42H70ZM69 43V44H70ZM115 43H116V41L114 42V45H115ZM118 43V42H117ZM128 43V42H127ZM143 43H145V42H143ZM155 43V42H154ZM164 43V42H163ZM68 44V43H67ZM68 44V45H69ZM72 44V43H71ZM76 44V45H77ZM91 44V43H90ZM129 44H130V42H129ZM160 44V43H159ZM210 44V43H209ZM58 45V44H57ZM60 45V44H59ZM58 45V46H59ZM64 45H66V43L64 44ZM98 45V44H97ZM113 45V46H114ZM148 45H149V43H148ZM150 45H152V44H150ZM155 45V44H154ZM208 45V44H207ZM14 46H16V48H13ZM67 46V45H66ZM74 47H75V45H73ZM99 47H102L103 45H98ZM112 45H111V47H113ZM133 46V45H132ZM147 46V45H146ZM158 46V45H157ZM156 46V47H157ZM210 46V45H209ZM223 46H225V45H223ZM46 47H47V49H46ZM61 47V46H60ZM90 47H91V49H90ZM87 46V47H84L85 48V50H87V53H88V51L90 52V50H92V49H94L92 46ZM94 47H96V46H94ZM111 47L109 48V50L108 51H110V50H112L111 49ZM151 47V46H150ZM159 47V46H158ZM165 47V46H164ZM34 48V49H33ZM64 48V47H63ZM77 49H78V47H76ZM75 48V49H76ZM81 48V46H79V49ZM86 48H88V49H86ZM97 48V47H96ZM95 48V49H96ZM103 48V47H102ZM155 48V47H154ZM153 48V49H154ZM231 49H229V51L230 50H232L233 48L232 47H230ZM46 49V50H45ZM70 49V51H71V48H69ZM68 49V50H69ZM157 49V48H156ZM155 49V50H156ZM224 49H227V47H225ZM236 49V48H235ZM234 49V50H235ZM98 51H99V48L97 49ZM102 50V49H101ZM106 50V51H107ZM147 50V49H146ZM149 50V49H148ZM151 51V49H150V51L151 52H156V54H157V51ZM160 50H161V48H160ZM238 50V49H237ZM10 51V52H9ZM49 53H48V52ZM74 51V50H73ZM78 51V50H77ZM93 51V50H92ZM106 51H103L102 53H103V56L105 55L104 53H108V52H106ZM115 51V49L112 51V52H114ZM227 51V50H226ZM236 51V50H235ZM253 51V50H252ZM55 52V51H54ZM54 52H52L53 54H54ZM57 52H59L58 50H57ZM56 52V53H57ZM64 52V51H63ZM67 52V51H66ZM72 52V51H71ZM86 51H82V53L81 54H83V53H85ZM100 52V51H99ZM163 52V57H165V53L164 52H166V51H162ZM162 52H161V54H162ZM222 52V51H221ZM228 52V51H227ZM232 52V51H231ZM234 52V51H233ZM232 52V53H233ZM239 52V51H238ZM65 53V52H64ZM70 53V52H69ZM68 53V54H69ZM74 53V54H73ZM73 53H70V55H71V57L68 55V56H66L65 55V57H67V59L69 60V59H72V60H75L74 59V56H75V53H77V52H73ZM86 53V54H87ZM91 53V52H90ZM89 53V54H90ZM96 53H97V51H96ZM101 53V52H100ZM136 53V55H137V51L136 52H134V54ZM139 53V52H138ZM147 53H149V52H147ZM159 53V52H158ZM167 53V52H166ZM240 53V52H239ZM51 54V53H50ZM57 54H59V53H57ZM60 54H62V53H60ZM59 54V55H60ZM66 54V53H65ZM93 54V53H92ZM94 54H95V51H94ZM109 54V53H108ZM160 54V53H159ZM160 54V55H161ZM168 54V53H167ZM59 55H58V57H59ZM96 55V54H95ZM98 55V54H97ZM100 55V54H99ZM107 55V54H106ZM140 55H141V53H140ZM150 55H152V54H150ZM154 55L155 54H153V59H154ZM220 55V54H219ZM224 55V54H223ZM79 56V55H78ZM81 56V55H80ZM87 56H91V55H88L87 54ZM94 56V55H93ZM102 56V55H101ZM115 56L117 57V55H116V53H115ZM141 56H143V55H141ZM156 56V55H155ZM221 56V55H220ZM234 56V55H233ZM245 56H248V55H245ZM63 57H64V55H63ZM64 57V58H65ZM99 57V56H98ZM104 57H108V56H104ZM115 57V58H116ZM120 57V56H119ZM152 57V56H151ZM158 57H159V55H158ZM219 57V56H218ZM222 57V56H221ZM225 58V62L227 61L228 62V58H227V55L226 56H224ZM230 57V56H229ZM244 57V56H243ZM60 58L61 59H63L61 56H60ZM84 58V57H83ZM82 58V59H83ZM103 58V57H102ZM166 58V57H165ZM233 58H236V57H233ZM232 58V59H233ZM238 58V57H237ZM244 58H246V57H244ZM243 58V59H244ZM53 59V60H52ZM66 59V60H67ZM87 59V58H86ZM89 59V58H88ZM95 59V58H94ZM100 59V58H99ZM106 59H108V58H106ZM110 59V58H109ZM119 59V58H118ZM140 59H141V57H140ZM159 59V58H158ZM163 59V58H162ZM222 59V58H221ZM1 60H3V63H2V61ZM65 60V59H64ZM65 60V61H66ZM68 60H67V62H68ZM90 60V59H89ZM96 60H98V59H96ZM101 60V59H100ZM142 60V59H141ZM140 60V61H141ZM155 60V59H154ZM160 60V59H159ZM217 60H220V59H217ZM223 60V59H222ZM234 60H236V59H234ZM234 60H232V62L234 61ZM238 60H239V58H238ZM52 61V62H51ZM63 61V60H62ZM64 61V62H65ZM106 61V60H105ZM104 61V62H105ZM139 61V62H140ZM242 61V60H241ZM240 61V62H241ZM247 61V60H246ZM14 62H16V63H14ZM66 62V64L68 65V63ZM74 61H72V63H73ZM77 62V61H76ZM85 62V61H84ZM86 62H87V60H86ZM90 62V61H89ZM101 62V61H100ZM109 62H110V60H109ZM118 62V61H117ZM133 62V61H132ZM138 61H136V63H137ZM154 62V61H153ZM158 62V61H157ZM157 62H155V63H157ZM163 62V61H162ZM187 62V61H186ZM218 62V61H217ZM220 62V61H219ZM226 62V63H227ZM91 63H92V59H91ZM90 63V64H91ZM106 63V62H105ZM105 63H103L104 64V66H105ZM111 63V62H110ZM128 63H131V62H128ZM225 63V64H226ZM237 63V62H236ZM59 64V65H58ZM65 64V65H66ZM70 64H71V62H70ZM75 64V63H74ZM77 64H78V62H77ZM77 64H75V66L77 65ZM82 64H85V63H82ZM111 64H113V63H111ZM124 64H125V62H124ZM127 64V63H126ZM137 64H140V63H137ZM137 64H136V67H137ZM228 64H232V63H228ZM238 64V63H237ZM245 64V63H244ZM63 65H64V63H63ZM101 65V64H100ZM110 65V64H109ZM108 65V66H109ZM220 65V64H219ZM71 66V65H70ZM70 66L68 67V69H70ZM74 66V65H73ZM87 66H88V63H87ZM91 66H92V64H91ZM94 66V65H93ZM104 66L103 67H101V70L102 69H104ZM107 66V65H106ZM111 66V65H110ZM109 66V67H110ZM125 66V65H124ZM157 66V65H156ZM167 66V65H166ZM112 67V66H111ZM116 67V66H115ZM147 67V66H146ZM237 67V66H236ZM72 68V67H71ZM74 68H76V67H74ZM78 68H79V70L81 71V74L82 73H86V69L84 68V67H81V66H78ZM91 68V67H90ZM95 68V67H94ZM94 68H91L90 70H94ZM100 68V67H99ZM99 68H97L98 70H99ZM107 68V67H106ZM114 68V67H113ZM142 68V67H141ZM224 69H225V67H223ZM110 69V68H109ZM132 69V68H131ZM142 69H145V68H142ZM188 69V68H187ZM186 69V70H187ZM52 70V71H51ZM66 70H67V68H66ZM76 70V69H75ZM78 70V69H77ZM107 70V69H106ZM105 70V71H106ZM117 70V69H116ZM155 70V69H154ZM164 70V69H163ZM166 70V69H165ZM168 70V69H167ZM176 70V69H175ZM54 71H56L55 72V74H54ZM70 71H71V69H70ZM79 71V72H80ZM103 71V70H102ZM113 71H115V69L113 70ZM153 71V70H152ZM234 71V70H233ZM51 72H53V73H51ZM68 72V71H67ZM74 72V71H73ZM100 72V71H99ZM111 72H112V70H111ZM146 72V71H145ZM166 72V71H165ZM168 72V71H167ZM171 72V71H170ZM175 72V71H174ZM237 72H238V70H237ZM71 73V72H70ZM89 73V72H88ZM121 73V72H120ZM133 73V72H132ZM140 73V72H139ZM262 73V72H261ZM48 74V75H47ZM64 74H66V72H64L63 73V75ZM68 74V73H67ZM75 74V73H74ZM100 73H98V75H99ZM103 74V73H102ZM105 74H107V71H106V73ZM112 74V73H111ZM118 74V73H117ZM127 74H128V71H127ZM173 74H176V72L175 73H173ZM173 74H171V75H173ZM178 74V73H177ZM176 74V75H177ZM180 75H181V73H179ZM44 75H46V76H44ZM94 75V74H93ZM114 75H116V72L114 73ZM125 75V74H124ZM139 75V74H138ZM158 75V74H157ZM167 75H168V73H167ZM183 75V74H182ZM185 75V74H184ZM183 75V76H184ZM233 75V74H232ZM236 75V74H235ZM234 75V76H235ZM68 76V75H67ZM80 76V75H79ZM86 76V75H85ZM85 76H83V77H85ZM95 76V75H94ZM100 76V75H99ZM103 76V75H102ZM104 76H106V75H104ZM113 76V75H112ZM120 76V75H119ZM130 76H132V75H130ZM175 76V75H174ZM177 76H179V75H177ZM177 76H176V78H177ZM183 76H180V77H183ZM242 76H243V74H242ZM108 77V76H107ZM134 76H132V78H133ZM171 77V76H170ZM239 77V76H238ZM245 77V76H244ZM87 78V77H86ZM95 78H100V77H94L93 78V76L91 77V81H90V84L92 83V84H94L93 85V87L95 86L96 87V89H97V91L98 90H100V92L102 91L100 88H102L103 86L100 84V83H98V82H95L97 79H95ZM106 78V77H105ZM139 78V77H138ZM154 78V77H153ZM153 78H151V79H153ZM156 78V77H155ZM154 78V79H155ZM160 78V79H159ZM159 80H162L161 79V77L159 76ZM167 78V77H166ZM171 78H173V76L171 77ZM171 78H169V80L171 79ZM179 78V77H178ZM186 78H189V77H187L186 76ZM241 78V77H240ZM79 79V80H78ZM93 79V80H92ZM110 80H113L112 78H109ZM115 79V78H114ZM129 79H131V78H129ZM148 79V78H147ZM146 79V80H147ZM157 79V80H158ZM183 79V78H182ZM235 79V78H234ZM256 79H257V76H256ZM10 80L11 81H13V82H15L14 83V85H15V91H14V94H17V98H16V102H14V107L13 106H11L10 105V107L9 108H14L13 110H11V109H9L8 110V108H6V103L8 102L7 100L10 98V97H12V96H14V95H12V92L11 91H13V88H12V90H11V88L9 89L8 88V86L9 87H11L10 85H8L9 83H10ZM86 80H88V79H86ZM95 80V81H94ZM100 80H103L102 78H100ZM99 80V81H100ZM105 80V79H104ZM116 80H117V78H116ZM131 80H133L134 81V79H131ZM136 80V79H135ZM141 80V79H140ZM159 80H158V82H159ZM169 80H168V82H169ZM9 81V82H8ZM63 81V82H64ZM76 82V83H73V82ZM98 81V80H97ZM106 81H107V79H106ZM105 81V82H106ZM127 81H129V80H127ZM136 81H138V80H136ZM150 81V80H149ZM154 81H156V80H154ZM166 81V80H165ZM181 81V80H180ZM13 82H11V83H13ZM81 82V81H80ZM88 82V81H87ZM104 81H103V83H105ZM109 81H107L106 83H108ZM131 82V81H130ZM141 82H142V80L139 82L140 84H141ZM161 82V81H160ZM246 82H248V81H246ZM60 83H61V81H60ZM102 83V82H101ZM102 83V84H103ZM132 83V82H131ZM134 83H136L135 81L133 82V84ZM138 83V82H137ZM188 82H186V84H187ZM190 83V82H189ZM214 83V82H213ZM240 83L241 84H243L244 83V79H241V81H240ZM80 83H78V85H79ZM90 84H88L89 86H90ZM132 84V85H133ZM166 84V83H165ZM197 84V83H196ZM248 84V83H247ZM246 83H244L243 84V89H241V91H243L244 92V96H249V92H250V89H249V84L247 85ZM8 85V86H7ZM19 85L21 86V87H19ZM81 85V87L82 86H84L85 85V83H84V85L81 83L80 84ZM87 85V86H88ZM170 85V84H169ZM202 85V84H201ZM26 86H29V87H33V88H41V87H43V88H45L46 90H48V89H52V90H55V89H57V90H59L60 92H62V89L64 90H67L66 88H68L69 90H67V92H69L70 94V96H71V98L73 97V99L74 100H76L75 102H77L78 101V104H80V107H82L83 108V110L85 111V113H86V115H89L91 118H90V120L89 121H87L86 120V118H85V120H86V122L87 123H79V121H77L76 123H77V125L76 126H71V124H70V126L68 127V125L67 126H65V125H54V122L57 120L55 117H54V122H53V124H51L50 122H45V121H41V120H39L38 119V117L36 118L35 116H34V111H32V109L31 108H34V107H31L30 109H31V111H32V114H33V117L30 115H28V113H29V111H27L26 113L27 114H25V112L22 110L23 108L22 107H20L19 106V101L20 100H22L23 101V99H21L23 96H22V94L24 95V98L26 99V98H32V97H34V95H32V93L31 92H28L27 91V88H29V87H26ZM102 86V87H101ZM163 86H165V85H163ZM188 86V85H187ZM197 86V85H196ZM232 86V85H231ZM14 87V86H13ZM86 87V86H85ZM91 88H92V86H90ZM89 87V88H90ZM94 87V88H95ZM105 88H106V85L104 86ZM138 87V86H137ZM178 87V86H177ZM180 87V86H179ZM192 87V86H191ZM116 88V87H115ZM176 88V87H175ZM236 88V87H235ZM242 88V87H241ZM32 89V88H31ZM83 89V88H82ZM103 89V88H102ZM228 89V88H227ZM11 90V91H10ZM38 90V89H37ZM51 90V91H52ZM57 90H55V91H57ZM104 90V89H103ZM108 90V89H107ZM166 90L167 89H165V92H166ZM31 91V90H30ZM33 91H35V90H33ZM39 91V90H38ZM74 91V90H73ZM95 91V90H94ZM114 91V90H113ZM163 93H165L163 90H161ZM173 91V90H172ZM240 91V90H239ZM240 91V92H241ZM45 92V91H44ZM53 92V91H52ZM58 92V91H57ZM65 92V91H64ZM76 92H78V91H76ZM81 92V93H82ZM88 93H89V89H88V91H87ZM146 92V91H145ZM144 92V93H145ZM153 92V91H152ZM155 92H157V91H155ZM154 92V93H155ZM176 92H178V90H176ZM231 92V91H230ZM243 92H241V94L243 93ZM51 93V92H50ZM91 93V92H90ZM93 93V92H92ZM95 93H96V91H95ZM115 93V92H114ZM139 93H141V92H139ZM143 93V94H144ZM168 93H169V90H168ZM174 93V92H173ZM236 93V92H235ZM239 93V92H238ZM40 93H38V94H35L36 96H38ZM46 94H48V93H46ZM53 94V93H52ZM101 95L103 94V96H104V93H100ZM137 94V96H138V92L136 93ZM135 94V95H136ZM142 94V93H141ZM142 94V96L144 97V95ZM149 94V93H148ZM147 94V95H148ZM155 94H157V93H155ZM175 94H177V93H175ZM198 94V93H197ZM231 94L233 95V92H231ZM54 95H56L55 93H54ZM93 95V94H92ZM134 95V94H133ZM173 95V94H172ZM179 95V94H178ZM238 95V94H237ZM252 95V94H251ZM250 95V96H251ZM41 95H39V97H40ZM45 96V95H44ZM59 96H60V93H59ZM70 96H69V98H70ZM101 97V98H103L104 99V97ZM132 96V95H131ZM157 96V95H156ZM168 96V95H167ZM180 96H181V94H180ZM49 97V96H48ZM55 97V96H54ZM63 97L65 98V96L63 95ZM62 97V98H63ZM97 97H99V96H97ZM136 97V96H135ZM140 97V96H139ZM146 97H148V96H146ZM151 97V96H150ZM159 97H160V95H159ZM185 97V96H184ZM194 97H197V96H194ZM241 97V96H240ZM67 99H68V97H66ZM101 98H98L99 100L101 99ZM125 98V97H124ZM141 98V97H140ZM232 98V97H231ZM14 99V98H13ZM41 99V98H40ZM59 99V98H58ZM61 99V98H60ZM59 99V100H60ZM66 99V100H67ZM96 99V98H95ZM98 99H96L97 101H98ZM102 99V100H103ZM134 99V98H133ZM165 99V98H164ZM172 99V98H171ZM181 99V98H180ZM188 99H190V98H188ZM191 99H192V97H191ZM194 99H196V98H194ZM199 99V98H198ZM204 99V98H203ZM202 99V100H203ZM246 99V98H245ZM248 99V98H247ZM247 99H246V101H247ZM250 99V98H249ZM32 100V99H31ZM34 100V99H33ZM36 100H38V98H36ZM42 100V99H41ZM46 100H47V97H46ZM51 100V99H50ZM61 100H63V99H61ZM65 100V101H66ZM68 100H70V99H68ZM67 100V101H68ZM96 100H94V101H96ZM102 100H101V103H102ZM161 100V99H160ZM241 100V99H240ZM10 101H11V99H10ZM26 101H28V100H26ZM39 101V100H38ZM47 101H49V100H47ZM53 101H55L54 100V98H53ZM66 101V102H67ZM72 101V100H71ZM129 101V100H128ZM151 101V100H150ZM198 101V100H197ZM208 101V100H207ZM235 101H237L238 103L240 102L241 103V101H239V99L238 100H235ZM254 101V100H253ZM30 102V101H29ZM50 102V101H49ZM52 102V101H51ZM50 102V103H51ZM60 102V101H59ZM162 102V101H161ZM180 102V101H179ZM190 102V101H189ZM191 102H193V101H191ZM219 102V101H218ZM243 102H244V100H243ZM251 102V101H250ZM249 102V103H250ZM28 103V102H27ZM41 103V102H40ZM44 103V102H43ZM67 103H69V102H67ZM66 103V104H67ZM95 103V102H94ZM99 103V102H98ZM98 103H96V104H98ZM131 103H132V101H131ZM253 103V102H252ZM256 103V102H255ZM261 103V102H260ZM29 104V103H28ZM42 104V103H41ZM59 104V103H58ZM65 104V103H64ZM73 104V103H72ZM71 103L70 104H67V107L69 106L70 107V105H72ZM141 104V103H140ZM192 104V103H191ZM8 105V104H7ZM21 105V104H20ZM31 105V104H30ZM40 105V104H39ZM49 105V104H48ZM51 105H52V103H51ZM50 105V106H51ZM77 105V104H76ZM98 105H100V104H98ZM114 105V104H113ZM121 105V104H120ZM127 105V104H126ZM142 105V104H141ZM141 105H139V107L141 106ZM181 105V104H180ZM179 105V106H180ZM241 105V104H240ZM250 105V104H249ZM24 106V105H23ZM27 106V105H26ZM33 106V105H32ZM35 106V105H34ZM43 106V105H42ZM41 106V107H42ZM45 106V105H44ZM63 106V105H62ZM65 106V105H64ZM75 105H73V107H74ZM96 108H95V107ZM101 106V105H100ZM103 106V105H102ZM112 106V105H111ZM117 106V105H116ZM122 106H124V105H122ZM133 106V105H132ZM137 107H138V105H136ZM135 106V107H136ZM178 106V107H179ZM201 106V105H200ZM199 106V107H200ZM228 106V105H227ZM252 106V105H251ZM40 107V106H39ZM52 107V106H51ZM68 107V108H69ZM73 107L71 106L70 107V112H69V110L67 109V111L71 114V111L73 110H75V109H73ZM79 107V106H78ZM129 107H130V104H129ZM129 107H127V108H129ZM136 107V108H137ZM143 107V106H142ZM141 107V108H142ZM158 107H159V105H158ZM242 107V106H241ZM244 107V106H243ZM4 108H5V110H4ZM27 108H29V105H28V107ZM43 108V107H42ZM44 108H47V107H44ZM49 108V107H48ZM47 108V109H48ZM63 108V107H62ZM71 108H72V110H71ZM75 108H76V106H75ZM101 108V107H100ZM99 108V109H100ZM110 108V107H109ZM111 108H113V107H111ZM160 108V107H159ZM230 107H228V109H229ZM237 108H239V107H237ZM50 109H52V108H50ZM77 110L79 109V108H76ZM117 109H118V107H117ZM123 108H121L120 110H122ZM129 109H131V108H129ZM133 109V108H132ZM249 109V108H248ZM34 110H36V109H34ZM38 110V109H37ZM41 111H42V109H40ZM49 110V109H48ZM58 110H59V108H58ZM82 110V111H83ZM101 110V113H102V109H100ZM105 110H107V109H105ZM104 110V111H105ZM115 110V109H114ZM134 111H135V109H133ZM139 110V109H138ZM141 110V109H140ZM139 110V112H141ZM145 110V112H146V110L147 109H144ZM148 110H150V109H148ZM203 110V109H202ZM224 111H225V109H223ZM243 110V109H242ZM15 112V113H11V112ZM111 111V110H110ZM113 111V110H112ZM117 111V110H116ZM125 110L123 109V112H124ZM127 112L128 111H130V110H126ZM125 111V112H126ZM156 111V110H155ZM240 111H241V109H240ZM244 111V110H243ZM38 112H39V110H38ZM43 112H44V110H43ZM45 112H47V111H45ZM67 112V113H68ZM114 112V111H113ZM143 112V111H142ZM154 112V111H153ZM152 112V113H153ZM186 112V111H185ZM226 112V111H225ZM5 113V114H4ZM41 113V112H40ZM40 113H38V115H40ZM48 113V112H47ZM65 113V112H64ZM66 113V114H67ZM74 114H75V112H73ZM101 113H99V115H101ZM106 113V112H105ZM108 113V112H107ZM117 113H119V112H117ZM134 113V112H133ZM151 113V114H152ZM244 113V112H243ZM50 114V113H49ZM69 114V115H70ZM113 114V113H112ZM112 114H110V115H112ZM122 114V113H121ZM222 114V113H221ZM37 115V116H38ZM45 115L47 116V114L45 113ZM68 115V114H67ZM66 115V116H67ZM78 115H80V114H78ZM77 115V116H78ZM120 115V114H119ZM122 115H125L124 113L122 114ZM137 115V114H136ZM214 115V114H213ZM49 116V115H48ZM82 116V115H81ZM85 116V115H84ZM103 116V115H102ZM108 116V115H107ZM107 116H106V118H107ZM118 116V115H117ZM128 116H130V115H128ZM132 116V115H131ZM175 116V115H174ZM189 116V115H188ZM212 116V115H211ZM73 117H75V115L73 116ZM80 117V116H79ZM79 117H77L78 118V120H81V119H79ZM101 117V116H100ZM123 117V116H122ZM134 117H135V115H134ZM214 117V116H213ZM49 118H51V117H49ZM53 118V117H52ZM69 118V117H68ZM68 118H65V119H68ZM76 118V119H77ZM81 118V117H80ZM102 118V117H101ZM126 118H128L127 117V114H126ZM125 118V119H126ZM135 118H137V117H135ZM242 118V117H241ZM45 119H46V117H45ZM58 119H59V117H58ZM62 119V118H61ZM132 119V118H131ZM228 119V118H227ZM50 120V119H49ZM64 120V119H63ZM73 120V119H72ZM106 120V119H105ZM104 120V121H105ZM119 120H120V118H119ZM127 120V119H126ZM234 120V119H233ZM241 120V119H240ZM239 120V121H240ZM52 121H53V119H52ZM60 121V120H59ZM82 121H83V119H82ZM81 121V122H82ZM122 121H123V119H122ZM121 121V122H122ZM130 121V120H129ZM128 121V122H129ZM137 121V120H136ZM152 121V120H151ZM156 121V120H155ZM65 122V121H64ZM71 122V121H70ZM74 122H75V120H74ZM126 122V121H125ZM131 122V121H130ZM129 122V123H130ZM135 122V121H134ZM144 122V121H143ZM185 122V121H184ZM59 124H60V122H58ZM73 123V122H72ZM138 123H139V120H138ZM162 123V122H161ZM195 123V122H194ZM197 123V122H196ZM229 123V122H228ZM236 123V122H235ZM240 123V122H239ZM64 124V123H63ZM74 124V123H73ZM72 124V125H73ZM81 124V125H80ZM122 124V123H121ZM125 124V123H124ZM123 124V125H124ZM145 124V123H144ZM165 123L163 122V125H164ZM177 124V123H176ZM186 124H187V122H186ZM250 124V123H249ZM136 125H137V123H136ZM143 125V124H142ZM141 125V126H142ZM166 125V124H165ZM170 125V124H169ZM188 125V124H187ZM190 125H191V123H190ZM144 126V125H143ZM145 126H146V124H145ZM144 126V127H145ZM162 126V125H161ZM183 126V125H182ZM195 126H196V124H195ZM194 126V127H195ZM197 126L198 127H202V126H200L198 123H197ZM210 126V125H209ZM232 126H233V123H232ZM232 126H230V127H232ZM144 127H141L143 130H139V132H137V134L139 135H141V134H144L145 133V131H144ZM151 127V126H150ZM165 127V126H164ZM175 127V126H174ZM193 127V126H192ZM211 128H212V125L210 126ZM122 128V127H121ZM124 128V127H123ZM125 128H126V126H125ZM178 128V127H177ZM180 128V127H179ZM183 129H184V127H182ZM181 128V130H183ZM187 128V127H186ZM185 128V129H186ZM191 128V127H190ZM197 127H195V129H196ZM211 128H210V130H211ZM244 128V127H243ZM105 129V131H106V134L107 135H105L102 131ZM120 129V128H119ZM140 129V128H139ZM151 129H152V127H151ZM166 129V128H165ZM185 129H184V131H185ZM201 129H204V128H201ZM206 129V128H205ZM204 129V130H205ZM207 129H209V128H207ZM232 129H233V127H232ZM123 130V129H122ZM147 130V129H146ZM149 130V129H148ZM154 130V129H153ZM172 130V129H171ZM180 130V131H181ZM188 130H189V128H188ZM210 130H209V132H210ZM125 131V130H124ZM134 131V130H133ZM175 131H177V129L175 130ZM186 131H187V129H186ZM190 131V130H189ZM188 131V132H189ZM193 131V130H192ZM200 131V130H199ZM202 131V130H201ZM218 131H219V129H218ZM261 131V130H260ZM148 132V131H147ZM155 132V131H154ZM157 132V131H156ZM169 132H170V130H169ZM177 132H179V130L177 131ZM205 132V131H204ZM220 132V131H219ZM167 133V132H166ZM171 133V132H170ZM174 133V132H173ZM172 133V134H173ZM186 133V132H185ZM201 133V132H200ZM129 134V133H128ZM149 134V133H148ZM177 134V133H176ZM183 134V133H182ZM181 134V135H182ZM188 133H186V135H187ZM203 134H205V137H207L206 136V132L205 133H203ZM208 134V133H207ZM217 134V131H216V133H215V135ZM219 134H221V132L219 133ZM218 134V135H219ZM163 135V134H162ZM165 135V134H164ZM163 135V136H164ZM178 135H179V133H178ZM178 135L177 136H173V135H167V137H165V139H164V142H167L169 139H172L171 138V136H173L174 138L175 137H178ZM210 135H212V137H213V134H210ZM210 135H208V137L210 136ZM94 136H97V139H96V137L94 138ZM131 136V135H130ZM150 136V135H149ZM153 136L154 135H152V138H153ZM156 137H158V138H156V139H159V140H157V141H155L154 143H153V145H152V147L151 148H153V149H151L152 151V153H151V155H148V158L145 160V161H147L146 163H149V166H151L150 167V169H152V171H153V173H156L157 171H160V170H166L165 168H162V167H158L157 165H159V164H161V163H164V166H166L165 165V162H163L164 161V156H163V158L162 159H160V158H154L153 156V152L156 150V148H159V147H157V144H160V143H162L163 142V140H161L160 138H159V136H158V132H157V134L155 135ZM183 136V135H182ZM181 136V140H180V142L181 141H183L182 140V137ZM193 136V135H192ZM200 136V135H199ZM203 136V135H202ZM52 137L53 138H56V139H58L60 142H61V144L63 145V146H68V147H66V150H67V152L66 151H64L65 149H63L62 147L61 148H58V145L57 146H54V144L56 143H54V142H52L51 141V139H52ZM135 137H136V134H135ZM140 137H142V136H140ZM151 137V136H150ZM150 137H148V138H145V139H143L142 141H140V140H138V142L136 143L137 144V146H138V148H137V151H139V153H140V155H142L143 154V149H144V153L147 151L148 153H149V151L150 150H148V148L146 147V145H148V143H150L149 142V139H150ZM186 137H188L189 138V136H186ZM185 137V138H186ZM190 137H191V135H190ZM204 137V136H203ZM208 137H207V139L206 140H208ZM234 137V136H233ZM237 137V136H236ZM138 138V137H137ZM154 138V139H155ZM188 138H186V140L188 139ZM200 138H202V137H200ZM225 138V137H224ZM130 139V138H129ZM134 139V138H133ZM154 139L152 140V142L154 141ZM179 139V138H178ZM191 139V138H190ZM193 139V138H192ZM191 139V140H192ZM196 139V136H195V138H194V140ZM210 139H211V136H210ZM218 139V138H217ZM221 139V138H220ZM19 140V141H18ZM99 140V141H98ZM101 140H103L104 142H105V144H104V148H105V150L103 151V153H104V155L103 156H105V157H100V156H98V154H96L95 155V153H93V155H92V153L91 154H89L87 151V149H85L84 147V150L83 149H81V147H80V145H81V143H84L85 142V146L86 147H88V148H99L98 146V143H100V141ZM137 140V139H136ZM175 140V139H174ZM173 140V141H174ZM177 140V139H176ZM175 140V141H176ZM215 140H216V138H215ZM229 140V139H228ZM237 140V139H236ZM7 141V142H8ZM124 141V142H125ZM205 141V140H204ZM209 141V140H208ZM213 141V140H212ZM218 141H220V140H218ZM233 141V140H232ZM7 142H5V140L4 141H1L0 142V154L1 153H4V152H6L7 151V149H10V144H8ZM172 142V141H171ZM177 142V141H176ZM179 142V143H180ZM185 143H187L186 141H184ZM191 143H192V141H190ZM194 142V141H193ZM215 142V141H214ZM217 142V141H216ZM216 142H215V144H216ZM221 142V141H220ZM225 142V141H224ZM135 143V142H134ZM134 143L132 144V142H131V144L132 145H134ZM178 143V142H177ZM205 143V142H204ZM115 144V145H116ZM165 144V143H164ZM163 144V145H164ZM176 143H174V145H175ZM181 144H182V142H181ZM188 144V143H187ZM187 144H185V145H187ZM193 144V143H192ZM192 144H191V146H192ZM199 144V143H198ZM225 144V143H224ZM236 144V143H235ZM167 145V144H166ZM172 145V144H171ZM180 145V144H179ZM52 146V147H51ZM125 146L126 145H124L123 146V148H125ZM169 146V145H168ZM184 146V145H183ZM204 146V145H203ZM223 146V145H222ZM14 147V146H13ZM56 147V148H55ZM135 147V146H134ZM171 147H173V146H171ZM187 147V146H186ZM189 147V146H188ZM187 147V148H188ZM18 148V147H17ZM101 148V147H100ZM168 148V147H167ZM169 148H170V146H169ZM179 148H182V147H179ZM186 148V149H187ZM193 148V147H192ZM192 148H188V149H190L189 151H192L193 149ZM204 148V147H203ZM207 148V147H206ZM206 148H204L205 150H208V149H206ZM12 149V148H11ZM23 149H25V147L23 148ZM23 149H21V150H23ZM30 149H28V150H30ZM62 151H61V150ZM150 149V148H149ZM171 149V148H170ZM178 149V148H177ZM183 149V148H182ZM192 149V150H191ZM221 149H223V147H221ZM4 150H6V151H4ZM16 150H18L19 151V149H16V146L14 147V149H12L11 150V152H18V151H16ZM58 150L60 151V153H62V155L61 154H59L58 153ZM90 150V149H89ZM136 150V149H135ZM165 150V149H164ZM167 150V149H166ZM176 150V149H175ZM184 150H185V147H184ZM183 150V151H184ZM194 150L195 151H198V149L196 150L195 148H194ZM9 152H10V150H8ZM8 151L6 152V153H8ZM25 151V150H24ZM98 151H100V150H98ZM115 151V150H114ZM157 151V150H156ZM202 151H204V150H202ZM22 152V151H21ZM20 152V153H21ZM26 152V151H25ZM90 152V151H89ZM102 152V151H101ZM116 152V151H115ZM125 152V151H124ZM130 152V151H129ZM131 152H132V148H131ZM133 152H135V151H133ZM173 152V151H172ZM180 152V151H179ZM249 152V151H248ZM253 152V151H252ZM14 153V154H15ZM20 153H17V154H5V158L4 159H2V158H0V176L2 177V173L4 174V170L5 169H7V168H3L2 167V162H5V164H9V166H13V168H14V166H17L20 162H24V161H26V164L28 163V166H29V163L33 160H31V161H29V162H27V158H26V160L23 158V157H21V154ZM29 153V152H28ZM88 153V154H87ZM147 153V154H148ZM181 153V152H180ZM190 153H193V152H190ZM23 154H25V153H23ZM102 154V153H101ZM137 153H135V155H136ZM146 154V155H147ZM183 154H184V152H183ZM183 154H181V155H179L178 154V156L176 157V156H172L171 154H169V155H171L173 158H177V159H175V161L174 160H172L173 161V163L171 162V159H173V158H170V157H168L167 158V160L168 159H170V163H172V165H171V167H170V165H167V166H169V168L170 169H168L167 171L169 172V171H171V173H175V169H179V165H182V163H180V162H182V161H180L183 157V161H185V162H188V161H199V159L201 160V157L202 156H200V157H198V156H196V154L197 153H193V154H195V156H188L189 155V153L187 152V153H185L186 155H184L183 156ZM3 154H1L0 156H2ZM29 155V154H28ZM27 155V156H28ZM62 156V158H59L58 156ZM121 155V154H120ZM164 155V154H163ZM168 155V156H169ZM176 155V154H175ZM191 155V154H190ZM26 156V157H27ZM115 156V155H114ZM118 156V155H117ZM133 156V155H132ZM144 156V155H143ZM180 156V157H179ZM4 157V156H3ZM29 157V156H28ZM36 157L34 158L35 160H36ZM40 157V156H39ZM124 157V156H123ZM131 157V156H130ZM135 157V156H134ZM137 157V156H136ZM142 157V156H141ZM165 157H167V156H165ZM179 157V158H178ZM217 157V158H216ZM219 156H215L214 158H211L210 157V159L212 160V161H214L215 163H219L220 162V159L218 158ZM220 157H221V155H220ZM226 157H228V156H226ZM116 158V157H115ZM120 158V157H119ZM138 158V157H137ZM142 158H144V157H142ZM209 158V157H208ZM225 158V157H224ZM239 158V157H238ZM43 159H41V160H43ZM59 159H61V161H57V160ZM131 159V158H130ZM129 159V160H130ZM133 159H135V158H133ZM140 159V158H139ZM166 159V158H165ZM19 160H21L20 162H19ZM39 160V159H38ZM38 160H36V162H38ZM41 160H40V163H41ZM44 160L42 161L43 163H44ZM132 160V159H131ZM143 160V159H142ZM166 160V161H167ZM140 161V160H139ZM180 161V162H179ZM210 161V160H209ZM35 162V161H34ZM33 162V164H35ZM168 162V161H167ZM167 162H166V164H167ZM169 162H168V164H169ZM200 162V161H199ZM122 163V162H121ZM129 163H130V161H129ZM142 163V162H141ZM222 163V162H221ZM225 163V162H224ZM37 164V163H36ZM39 164V163H38ZM37 164V165H38ZM42 164V163H41ZM126 164V163H125ZM134 164V165H133ZM193 164V163H192ZM226 164V163H225ZM21 165V164H20ZM36 165V166H37ZM43 165V164H42ZM47 165V164H46ZM48 165V166H49ZM130 165V164H129ZM195 165V164H194ZM211 165V164H210ZM19 166V165H18ZM28 166H27V168H28ZM49 166V167H50ZM125 166V165H124ZM134 166V167H133ZM213 166H216V165H213ZM219 166V165H218ZM30 167V166H29ZM33 167V166H32ZM42 167H44V166H42ZM187 167V166H186ZM17 168V167H16ZM20 168H21V166H20ZM22 168H23V165H22ZM22 168H21V170H22ZM34 168H36V167H34ZM33 168V169H34ZM41 168V167H40ZM46 168V167H45ZM168 168V167H167ZM209 168H211V169H209ZM220 168V167H219ZM10 169V168H9ZM8 169V171H10ZM12 169V168H11ZM18 169H19V167H18ZM23 169H26V168H23ZM49 169V168H48ZM58 169V168H57ZM62 169V170H63ZM149 169V170H150ZM191 169H193L194 170V168H191ZM16 170V169H15ZM20 170V169H19ZM164 170H163V172H164ZM182 170V169H181ZM236 170V169H235ZM7 171V170H6ZM13 171V170H12ZM26 171V170H25ZM24 171V172H25ZM41 171H44V170H41ZM58 171H60L59 169H58ZM64 171V170H63ZM69 171V170H68ZM125 171V170H124ZM127 171V170H126ZM154 171H156V172H154ZM217 171V170H216ZM219 171V170H218ZM16 172L17 171H14V174H16ZM30 172H31V170H30ZM33 172H35L36 173V171H33ZM37 172H39V171H37ZM45 172V171H44ZM44 172H42V173H44ZM166 172V171H165ZM221 172V171H220ZM231 172V171H230ZM238 172L239 173H237V175L238 176H233V177H237V179H240V182H241V184H244L243 186H245L247 189H252V190H256V189H260L261 187H262V185L260 184V183H258V182H256V180L255 179H253V178H250V176H247V174H244V173H242L241 171H239L238 170ZM5 173H7V172H5ZM8 173H11V172H8ZM8 173L7 174H5V175H8ZM13 173V172H12ZM11 173V175H14V174H12ZM18 173H19V171H18ZM18 173H17V177L16 178H19V175H18ZM57 173V172H56ZM177 173H178V171H177ZM176 173V174H177ZM228 173V172H227ZM20 175H21V177L25 174H22V173H19ZM27 174H29V170L27 171V173L25 174L26 176H27ZM32 174V173H31ZM37 175L38 174H41V172L40 173H36ZM69 174H71V173H69ZM126 174V173H125ZM151 174V173H150ZM230 174H232V173H230ZM230 174L229 175H227V176H230ZM4 175V176H5ZM10 175V174H9ZM10 175V176H11ZM34 175V174H33ZM54 175V174H53ZM241 175H244V176H241ZM10 176H8V177H10ZM29 176V175H28ZM112 176L113 177H115L117 180H116V182H112ZM162 176V175H161ZM176 176V175H175ZM213 176V177H212ZM225 176V175H224ZM30 177V176H29ZM43 177V176H42ZM41 177V178H42ZM45 177V176H44ZM199 178V181L197 180V182L198 183H196V180L194 179V178ZM223 177V176H222ZM226 177V176H225ZM231 177V176H230ZM7 178V177H6ZM11 178V177H10ZM9 178V179H10ZM23 179H26V178H24V176L22 177ZM21 178V179H22ZM103 180H102V179ZM165 178V177H164ZM227 178H229V177H227ZM260 181L261 180H264V179H262L261 178V176H259V177H257ZM20 178L18 179V180H21ZM43 179V178H42ZM47 179V178H46ZM53 179V178H52ZM161 179V178H160ZM173 179V178H172ZM204 179V180H203ZM6 180V179H5ZM11 180V179H10ZM13 180H15V178L13 179ZM27 181V183L30 181H28V178L26 179ZM41 180V179H40ZM54 180H55V178H54ZM170 180H171V178H170ZM206 180V181H205ZM226 180H228V179H226ZM225 180V181H226ZM230 180V179H229ZM6 181H8V180H6ZM12 181V180H11ZM17 181V180H16ZM23 181V180H22ZM44 181H46V180H44ZM48 181V180H47ZM50 179H49V182L48 183H50ZM167 181V180H166ZM204 181H205V183L207 182V181H210V184H209V186L207 187V188H204L203 189V191H200V192H198L200 189H201V187L200 186H202L203 185V183H204ZM225 181H223V182H225ZM10 182V181H9ZM13 182H15V181H13ZM12 182V183H13ZM19 182V181H18ZM17 182V183H18ZM33 182V181H32ZM53 182V181H52ZM222 182V181H221ZM222 182V183H223ZM20 183H22V182H20ZM30 183V182H29ZM28 183V184H29ZM31 184V183H30ZM51 184V183H50ZM113 184V185H112ZM225 183H223V185H224ZM17 185V184H16ZM21 185V184H20ZM27 185V184H26ZM12 186V185H11ZM33 186V185H32ZM45 186V185H44ZM105 186V185H104ZM103 186V187H104ZM117 186V187H116ZM232 186V185H231ZM19 187V186H18ZM17 187V188H18ZM27 187V186H26ZM110 187V186H109ZM226 187V186H225ZM9 188H11V187H9ZM15 188V187H14ZM20 188V187H19ZM195 188V189H194ZM107 189V188H106ZM105 189V190H106ZM228 189V188H227ZM226 189V190H227ZM244 189V188H243ZM66 190V189H65ZM105 190H104V192H105ZM109 190V189H108ZM185 190V191H184ZM236 190V189H235ZM39 191V190H38ZM55 191V190H54ZM171 191L173 192L174 191V195H172L171 194ZM227 191H229V189L227 190ZM227 191H225V192H227ZM232 191V190H231ZM240 191V188H238V192ZM242 191V190H241ZM34 192H36V191H34ZM43 192V191H42ZM41 192V193H42ZM47 192V191H46ZM62 192V191H61ZM107 192V191H106ZM118 192H120V191H118ZM197 192L199 193V194H197ZM224 192V193H225ZM232 192H234V191H232ZM236 193H238L237 192V190L235 191ZM18 193V192H17ZM20 193V192H19ZM39 193V192H38ZM103 193V192H102ZM112 193V192H111ZM116 193V192H115ZM115 193H113V194H111V195H115ZM235 193V194H236ZM240 193V192H239ZM15 194V193H14ZM26 194V193H25ZM44 194V193H43ZM53 194H54V192H53ZM52 194V195H53ZM171 194V195H170ZM177 194V195H176ZM182 195L183 194V196L182 197H180V195ZM228 194H230V193H228ZM234 194V195H235ZM21 195V194H20ZM36 195V194H35ZM41 195V194H40ZM50 195V194H49ZM73 195V194H72ZM100 195V194H99ZM104 195V194H103ZM109 195V194H108ZM176 195V196H175ZM232 195V194H231ZM234 195L232 196V197H230L231 198V201H232V199H234L235 197H234ZM237 195V194H236ZM239 195V194H238ZM18 196V195H17ZM37 196V195H36ZM119 196V195H118ZM120 196H119V198H120ZM126 195H123V197H125ZM172 196H174V197H172ZM179 196V197H178ZM261 196V197H260ZM38 197V196H37ZM49 197V196H48ZM47 197V198H48ZM79 197H82L81 198V200H80V198ZM96 197H97V195H96ZM104 197V196H103ZM109 197V196H108ZM127 197V196H126ZM130 197V196H129ZM239 197V196H238ZM20 198V197H19ZM24 198V197H23ZM100 198V197H99ZM98 198V199H99ZM145 198V199H144ZM166 198H169L168 199V203H164L165 202V200L164 199H166ZM21 199V198H20ZM26 199V198H25ZM25 199H23V202H24V200ZM29 199H31V198H29ZM38 199H39V197H38ZM41 199V198H40ZM50 199V198H49ZM53 199V198H52ZM51 199V200H52ZM55 199H57L58 200V198H55ZM54 199V200H55ZM104 199V198H103ZM121 199H122V197H121ZM161 199H163V201L161 200ZM35 200V199H34ZM34 200H31L32 202L34 201ZM48 200V199H47ZM60 200V199H59ZM100 200V199H99ZM124 200L126 201V202H124ZM142 200H145V201H142ZM56 201V200H55ZM54 201V202H55ZM89 201V202H90ZM101 201V200H100ZM136 201V200H135ZM134 201V202H135ZM177 201V200H176ZM175 201V202H176ZM38 202H39V200H38ZM37 202V203H38ZM41 202V201H40ZM61 202V201H60ZM75 202V203H76ZM88 202V203H89ZM97 202H98V200H97ZM120 202H121V200H120ZM167 202V201H166ZM244 202V201H243ZM25 203H26V201H25ZM44 203V202H43ZM49 203V202H48ZM65 203V202H64ZM87 202L85 201V203H84V206H87V204H86ZM177 203H179L180 204V202H177ZM228 203H229V206H228ZM39 204V203H38ZM53 204V203H52ZM57 204V203H56ZM94 204V203H93ZM98 204H100V203H98ZM110 204V203H109ZM242 204V206L240 207V205ZM244 204H246V203H244ZM28 205V204H27ZM34 205H36V204H34ZM41 205V204H40ZM49 205V204H48ZM75 205V204H74ZM80 205V204H79ZM82 205V204H81ZM89 205H90V203H89ZM138 205V204H137ZM145 205H148L147 207H145ZM181 205V204H180ZM52 206V205H51ZM60 206V205H59ZM66 206V205H65ZM64 206V207H65ZM72 206V205H71ZM91 206V205H90ZM94 206V205H93ZM102 206H103V204H102ZM105 206V205H104ZM37 207V206H36ZM39 207V206H38ZM56 207V206H55ZM95 207H96V204H95ZM177 207V206H176ZM54 208V207H53ZM67 209L69 208V207H66ZM98 208H99V205H98ZM100 208H101V206H100ZM180 208V207H179ZM52 209V208H51ZM55 209V208H54ZM58 209V208H57ZM66 209V210H67ZM105 209V208H104ZM118 209V208H117ZM133 209H135V211H133V212H135V213H132L131 212V210H133ZM177 209V208H176ZM65 210V209H64ZM70 210V209H69ZM68 210V211H69ZM73 210V209H72ZM71 210V211H72ZM75 210V209H74ZM83 210L85 211V209H84V207H83ZM88 210V209H87ZM86 210V211H87ZM100 210V209H99ZM109 210V209H108ZM112 210V209H111ZM115 210V209H114ZM174 210V209H173ZM181 210V209H180ZM199 210V211H198ZM42 211V210H41ZM63 211V210H62ZM61 211V212H62ZM70 211V212H71ZM96 211H97V209H96ZM103 211V210H102ZM116 211V210H115ZM249 213H248V212ZM43 212V211H42ZM56 212V211H55ZM57 212H58V210H57ZM67 212V211H66ZM73 212V211H72ZM71 212V213H72ZM88 212V211H87ZM118 212V211H117ZM235 212H238V215L240 216L239 218H241V219H239V220H242L243 222V226L241 227H239L238 226V223L235 221V222H232L231 223V226H228V227H230V233L228 234V235H224L221 231H219V233L218 234H216L214 231H211V230H209V228H210V226L209 227H207L208 225L207 224H209V222H211V224H213V225H215L216 226V222H214V221H211V217H215V218H217V219H219L218 217L222 214V217L224 218V217H228L229 218V220L230 219H232V216H233V213H235ZM32 213V212H31ZM75 213V212H74ZM89 213V212H88ZM105 213V212H104ZM225 213V214H224ZM62 214V213H61ZM70 214V213H69ZM114 214V213H113ZM243 214H244V216H243ZM66 215V214H65ZM101 215H103V214H101ZM47 216V215H46ZM56 216V215H55ZM67 216H69V215H67ZM66 216V217H67ZM109 216H111L110 214H109ZM135 216V217H134ZM64 217V216H63ZM102 217V216H101ZM117 217V216H116ZM51 218H53V217H51ZM68 218V217H67ZM107 219L109 218V217H106ZM105 218V220L107 221V219ZM235 218H238V217H235ZM36 219V218H35ZM44 219V218H43ZM54 219V218H53ZM93 219V218H92ZM222 219V218H221ZM225 219H227V218H225ZM37 220V219H36ZM58 220V219H57ZM220 220V219H219ZM228 220V219H227ZM233 220V219H232ZM231 220V221H232ZM42 221V223H44L45 225H47L48 227H51V228H53V229H56V230H58V229H60L61 227H60V222L59 223H57V221H56V219L55 220H52V219H49L48 218V216L44 219V221L43 220H41ZM70 221V220H69ZM110 221V220H109ZM216 221H218V220H216ZM222 222V221H221ZM133 225H132V224ZM145 223V224H146ZM224 223V222H223ZM227 223L230 225V221H227ZM43 224V225H44ZM115 224H117V225H115ZM186 224V223H185ZM221 224V223H220ZM220 224H218V225H220ZM121 225H124V227H125V229H118L117 230V228L118 227H121ZM147 226V225H146ZM192 226V225H191ZM57 227V228H56ZM106 227V226H105ZM104 227V228H105ZM139 227L141 228V230L139 229ZM218 227V226H217ZM149 228V227H148ZM181 228V227H180ZM189 228V227H188ZM196 228V227H195ZM4 230H6V229H4ZM8 230V229H7ZM3 231L2 229H0V234H1V238H0V264H35L36 262H27L25 259H26V257L24 258V257H21V259H20V257H18V255H19V252L21 253V251H22V249L23 248H25V250H26V239H25V237H24V232H14V231H10V230H8V231ZM61 230V229H60ZM122 230V231H121ZM128 230H131V233H127V231ZM156 230V229H155ZM188 230V229H187ZM208 230V231H207ZM216 230V229H215ZM117 231L119 232V235L117 234ZM195 231V230H194ZM193 231V232H194ZM199 231V230H198ZM186 232V231H185ZM201 232V231H200ZM24 233V234H23ZM156 233V232H155ZM195 233V232H194ZM255 233H262L261 234V238L259 239V238H253L254 237V234ZM196 234V233H195ZM189 235V234H188ZM192 235H194V234H192ZM191 235V236H192ZM3 236V237H2ZM103 236V235H102ZM125 236H127L126 238H125ZM259 237V236H258ZM105 236L103 237V240H104V242H105ZM251 238H253V240H251ZM102 239V238H101ZM107 240V239H106ZM159 240V241H158ZM107 243H108V240L106 241ZM177 242H179L180 243V241L178 240ZM106 243V244H107ZM183 242H181V244H182ZM110 244V243H109ZM175 244V243H174ZM32 245V244H31ZM108 245V244H107ZM106 245V246H107ZM99 246V245H98ZM97 246V247H98ZM104 247H105V244L103 245ZM182 246H183V244H182ZM181 246V247H182ZM184 247V246H183ZM194 248V249H193ZM29 249V248H28ZM102 249H104V248H102ZM101 250V249H100ZM105 250V249H104ZM165 250V251H164ZM184 250V249H183ZM82 251H84V250H82ZM164 251V252H163ZM185 251V250H184ZM110 252V253H111ZM181 252V251H180ZM102 253V252H101ZM181 253H183V252H181ZM26 254V253H25ZM83 254V253H82ZM87 254V253H86ZM105 254V253H104ZM103 254V255H104ZM186 254V253H185ZM22 255H24V254H22ZM84 255V254H83ZM102 255V256H103ZM113 255V256H114ZM108 256V255H107ZM112 256V255H111ZM158 256V255H157ZM186 256V255H185ZM194 256V255H193ZM195 256V257H196ZM83 257V256H82ZM84 257H85V255H84ZM83 257V258H84ZM115 257V256H114ZM114 257H111L112 258V261H111V263H116V260L117 259H114ZM184 257V256H183ZM23 258V259H22ZM82 258V259H83ZM110 258V257H109ZM111 258H110V260H111ZM160 258V257H159ZM171 258H173V260L171 259ZM185 258V257H184ZM194 258V257H193ZM205 258V259H204ZM30 259V258H29ZM44 259V258H43ZM149 261H148V260ZM25 260V261H24ZM28 260V259H27ZM35 260H38V259H36L35 258ZM34 260V261H35ZM40 260H41V258H40ZM85 260V259H84ZM83 260V261H84ZM180 260V259H179ZM99 261V260H98ZM148 261V262H147ZM151 261V262H150ZM182 261V260H181ZM38 262V261H37ZM48 262V261H47ZM100 262H102L101 260H100ZM190 262V261H189ZM207 262V261H206ZM205 262V263H206ZM118 263V262H117ZM165 263V264H166ZM40 264V263H39ZM109 264H110V262H109ZM152 264V263H151ZM178 264H179V261H178ZM190 264V263H189Z\"/></svg>",
    "mask_w": 264,
    "mask_h": 264
}]
</instances>
